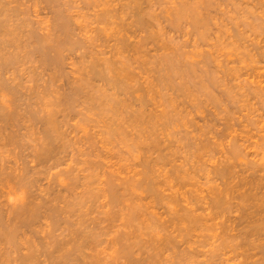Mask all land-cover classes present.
Returning <instances> with one entry per match:
<instances>
[{
  "label": "rangeland",
  "instance_id": "obj_1",
  "mask_svg": "<svg viewBox=\"0 0 264 264\" xmlns=\"http://www.w3.org/2000/svg\"><path fill=\"white\" fill-rule=\"evenodd\" d=\"M8 1H10V2H8V6L11 5L12 3H13L12 5H14V6L11 5L12 7L9 6L8 8H9V11L11 10L10 15L14 17L15 22H16V20H19V19H21V20L25 19L26 20L29 17L28 19L30 21L27 20L26 22H28V23L24 22L25 27H24V25H21V23H20L21 21L18 23H20V25L22 27H24L25 32H26L27 28L28 29L34 28V31L36 30L39 36L43 33V35H41V36H43V38L46 37L45 39H47L44 42V44L48 40L49 41L52 40L51 42L46 43L45 45L47 46V44H51L50 46L49 45L48 46L49 47L54 46L55 50L52 49V52L54 50L53 54L56 52L60 53L59 55L62 56V59L60 61L61 64L58 67L56 65L55 66L51 65V68H50V66L44 65V63H42V61L39 60L40 59V53L35 51L34 48L32 49L33 46L31 47V45H30L29 47H27L28 50L24 48L26 51L24 49L21 51V54L23 56L25 54L26 57L22 61L24 63H22V62L19 63V65H20L19 68H17L18 66L16 64L17 69L13 68V69L8 70L5 68V70H7V71H5V70L0 71V80H5L8 82V79H7L8 77H9V80L10 79L12 80L13 77H15V78L17 77V79H14V80H17V81L21 80L22 81V82L21 81L19 82L20 84L21 83L22 84L19 87H17L19 90L16 92L17 96L15 93H13L14 92V91H12L13 89L11 91H9L10 90L9 87H8L9 90H7V87H1L0 86V90H1L0 91V110H2V112H3V113L0 112V117H1L0 118V124L3 125V123H5V122L7 123V124L5 123L7 125V126L4 125L5 127L0 126V128L2 127V129L0 130L2 133L0 132V135L3 134V137H4L5 135H7L5 133H10L12 129H14L13 131H14V133H16V135H17V133L19 135L22 134L20 136V140L18 142H16V143L14 142V143H10V144H8V142H7V143H5L6 145L4 144L6 146L5 148H4V146L2 147V145H1V147L4 149H1V147H0V149L3 150V152H4V153L2 152L3 155H0V167L5 166L4 167L5 169L4 168L3 169L6 170V168H8L7 170L10 172L9 174L7 173V171L4 172V174L1 176L2 181L0 180V193H1L0 194L1 195L0 196V198H1L0 199V207H2V208H0V213L3 214L2 218H4V219H2V220L6 221V216L8 214L11 215L10 213H11L12 209L14 208V206L17 203H19L20 199H22V198L26 199V196H29V194L31 196L34 195L36 197L35 199H33L36 202L38 200L44 201V204L46 203L45 204L46 206L50 202L49 205L53 204V206H54V204H55V206H56L55 209H57V207L60 208V206L62 209L61 208L57 209V211H59V213L57 211H55V213H53V214L59 216L56 219L57 222H56V220H52L48 216L47 213H51V211L48 210V211H46L47 215L44 214L43 216H40V217H37L34 219V224H32V226H30L28 228V229H30V231H28L26 229L27 227L26 228L21 227L20 231H19V236L21 235L26 239L25 240L22 238L23 242L21 240V236L20 237L16 236V237L20 238L19 239L20 241H18L20 243L17 242L18 238H16L15 242L13 239L12 243H11V241L9 243H8V241L5 242L6 244L2 243V246H4L3 248H6L7 252L8 251L9 252L14 251L12 253L10 252L9 254H7V252H6L7 256L9 255L11 257V259L13 257H18L17 255H19V253L22 254V253H26L25 251H31V249L34 248V246L40 247L39 249L41 251L42 250L41 248L43 246L42 244L52 240V236H53V239L54 238L55 239L56 238L62 239L64 237L68 238L73 234V231L77 228L75 231H79L80 229H81V231L87 230L85 232L88 233L89 235L92 234V235H90L91 238L93 237V235L95 237H97V239L95 237H93L94 238V239L92 238L93 240H91V238L89 237L90 238L89 240H91V242L89 241L90 243H88V246H85L83 248V254L85 255V253H87L86 255L89 254L88 256L89 257L91 256L90 259H89V257H87L89 261L85 257L87 262H90L91 259L94 260L96 257L97 258L99 257L101 260H103V258H104L105 262L104 261H102V262L105 264H108V262H109V264H176V263L177 264H185V263L186 264H231V263L235 264V261H237L238 259L235 261H234L235 258H233V260L230 258H229L230 260L224 259L231 254V253H229V255H227L228 250L225 251L226 253L224 252L225 254L219 253L218 254L219 257L218 256L213 257V256L209 255V254H212V252H211L212 248H214L216 243H218L217 241H219L217 236H214L217 233V231L220 230L219 228L218 229L216 228L215 230L213 228H211L212 230L211 229H208V230L205 229L204 230L203 228L200 229V227H198L199 229L198 228H196L195 230L193 229L192 232H190L191 231L190 230L188 232V233H190V235L189 234L186 235V233H184V226L188 222L187 219L189 218L188 217L189 216V210L195 209L193 211L194 212L193 214H197V213L200 214V212H202V211H203L202 213H204V212H207L206 210L209 211V208H207L204 211L203 205L206 206L209 204L208 202L210 201L209 199L211 197H208V196L212 195L210 192V189L212 187H216L220 181V179L217 177V175H213V174H215L216 171L212 170V169H215L214 166H216L220 161H223L224 155H226L225 154L226 151L228 152V150H230L229 148H231V145H232V144L230 145L231 135H233L234 133H235L234 134L235 136L239 135L236 138L237 139L236 142L242 146L241 147L239 145V147H240L239 150L241 151V153L238 150L239 153L236 154L237 157H236V155L234 156V160H235V158H238V156H239L238 160L237 159L235 160L237 162L236 163L237 165L235 166L236 167L235 170L239 168L240 164L242 165L240 167H243L244 162L245 163L248 162L250 158L254 159L257 157V156H254V155H256V153H255V151L253 153V149L251 148L252 144L251 145L249 144L250 141L246 140V142H245L244 140H241V138L239 139V137H241L240 136L241 133L240 134H238V133L242 132L241 130L252 131L253 128L251 127L252 129H250V120H249L250 117H251V120H252V117L253 118L255 117L254 120H256V118H257L258 119L257 121H262V119H264V99H262V98H264V88H262V89L258 88V90H257V88H255L256 85H259V84H261V86L264 85V64H262V63H264V60L261 61V59H260L259 61H256V59L258 60V55H257L258 52L256 50L264 51V20L261 19L262 16H264V3H262V2H264V0H259V1L258 0H211V1L210 0H192L193 5H192L191 0H184L185 2L182 0V3H181V0H139L140 4H138V6H139L142 14L144 13L146 16V17L144 16V19L146 18V20H144V21H146V23H144L145 24L144 26H143V24H139V23L135 22L136 21L135 19L138 18L136 16H138V13H139V12L137 13V11H135V10H139V9L138 8L135 9L136 7L132 8L129 5H127L128 2L130 3V0H119L120 2L118 0H109L110 2L109 1L107 2L106 0H105L106 2L103 0H97V1L91 0V1H95V2H91L90 0H88V1L87 0H73V1L72 0H66V1L55 0V1H57L58 4H56V2L54 3L53 0H51V1H53V3H51L50 1H47L48 4L45 2V0H41V1H39V0H36V1L35 0H31V1L30 0H13V2H11L12 0H8ZM32 1H33V3H31ZM178 1H180V2H178ZM257 1L259 4L257 3ZM15 2H16V4H14ZM25 2H26V7H25ZM34 2H36V4ZM64 2H66V3H64ZM103 2L106 3V5H108L110 7V8L107 7V9H115V10H113V12H110L112 10H108L109 12H107L106 8H105V10H104L105 12L103 15L104 17L102 16V18H99L103 14L101 12V11H103V8H104ZM107 3H109V4H107ZM121 3L124 5L122 6ZM185 3H187V4L189 3L188 5L186 4V6H187L186 12L184 11V14H182L183 16L182 15L176 16L177 15V13H176L177 8L179 6H181V4H183L185 6ZM194 3L196 4L195 5L196 8L194 6ZM21 4H22V7H21ZM66 4H67V6H65ZM198 4H199V6H198ZM16 5H17V7H16ZM115 5L118 6L117 7L118 9L112 8V6L114 7ZM174 5H176V6H174ZM18 6L20 9L18 8ZM44 6H46V7H44ZM191 6H194V8L196 10V12L194 10L195 15H198V20H200L201 22L198 20L196 22L195 20L192 19V17L193 18H196V17L193 16L194 12L193 13L191 12L190 8H193ZM15 7H16V11L14 9ZM71 7H73V8L71 9ZM77 7H79L80 9L79 8L77 9ZM123 7H124V9H123ZM22 8H23V12L21 11ZM65 8L66 9L69 8V11H67V12H73V13H69L72 17V19H70V28H71L70 34L68 32L65 35V36L69 37V39H67L65 41L71 42V40H72V43H71L72 45L69 44V42H67L66 45L64 44L65 42H62V45L65 46L63 48L61 43L58 44L56 41V39L58 40V42H59V39H61V41H62L64 38H62V36H63L62 31H60V30L57 31L58 29L55 26L56 25L55 13L59 10L60 11L64 10ZM119 8H120V12L118 13ZM198 8H199V10H198ZM13 9H14V11H13ZM53 9L54 10L56 9V10L54 11ZM38 10H39V12H38ZM174 10H175L176 14L174 13ZM114 11H116L117 14L114 13ZM21 12L22 13L26 12L27 14L26 13L22 14ZM34 12H36V13H34ZM86 12H87V14H86ZM121 12H123V13H121ZM39 13H40V15H38ZM46 13H47V15H45ZM109 13H110V15H109ZM133 13H134V15H133ZM187 13H188V15H187ZM13 14H15V16ZM97 14H99V15L101 14V15L99 16ZM111 14H112V16H111ZM154 14L156 15V17L154 16ZM199 14L201 16H199ZM184 15H186V16H184ZM44 16L47 17V18L45 17L47 20L45 18H43ZM97 16H98V18H97ZM134 16H135V18H132ZM202 16H203V18H202ZM13 17H12V19H13ZM21 17H23V18H21ZM32 17H33V19H32ZM93 17L94 18L96 17L97 19L96 18L94 19ZM49 18H52V19H49ZM78 18H79V20H78ZM43 19L46 21H43ZM90 19H92V20H90ZM191 19L193 20V22H191L192 21ZM71 20H72V22H71ZM73 20H75V22ZM251 21H252V23H251ZM260 21H262V22H260ZM54 22H55V24H54ZM85 22H87V23H85ZM198 22L202 23L201 27L198 26ZM22 23H23V21H22ZM44 23H45V25H43ZM200 23H199V25H200ZM253 23H254V25H253ZM35 24H37V25H35ZM41 24H42V27H41ZM53 24H54L55 28H54ZM148 24H149V26H148ZM249 25H250V27H249ZM36 26H38V27L36 28ZM79 26H81V27H79ZM101 26L103 28H101ZM59 32H61L62 34H60ZM56 33H58V34L56 35ZM91 33H93V34H91ZM50 34L53 37H51ZM150 34H152V35L150 36ZM59 35H61V36H59ZM69 35H71V37ZM94 35L97 36V39H96V36H94ZM99 35H100V37H99ZM58 36H59V39H58ZM65 36H63V37H65ZM92 36H94L93 37L94 39L92 38ZM22 38H23V36L21 37V39ZM91 39H93V40H91ZM104 40H105V42H104ZM128 40H129V42H128ZM140 42H142L144 44L146 43V44L145 45L143 44V47L142 48L140 47L141 49H138V50L136 49V51H137L136 52L135 48L140 45ZM253 42H255V43L257 42V44L254 45ZM103 43H105V44H103ZM53 44H56V45H53ZM100 45H101V47H100ZM135 45H137V46H135ZM56 46H58V48ZM121 46H124V47H121ZM171 46H173L172 48H174V49H172ZM60 48H61V50H60ZM114 48H115V50H114ZM175 49H177V50H175ZM245 49H246V51H245ZM124 50H126V51H124ZM178 50H180V51H178ZM140 53L142 54L143 57L141 56ZM33 54H34V56H33ZM100 54H101V56H100ZM104 54H107L108 56L104 55ZM210 54H211V56H210ZM241 54H243V55H241ZM38 55H39V57H37ZM165 55H168V56L170 55V56L168 57ZM174 55H175V57H174ZM98 56H99V59H97ZM122 56L125 58L122 59L121 58ZM163 56L166 57L165 59L172 58L174 60L173 63H174L175 67L173 66V64L170 63V61H167L168 59L166 60L167 63L164 62L165 59H163L164 58ZM106 57H110V58H106ZM127 57L129 58L131 63L129 62V60H128L129 63L127 62V59H128ZM147 57L149 60L147 59ZM181 58H183V59H181ZM201 58H202V60L200 61ZM203 58H204L205 62H204ZM254 58H255V60H254ZM117 59L118 60L121 59V60L117 61ZM132 59H134V60H132ZM89 60L94 61L93 64H94L95 69L94 68L91 69V67H93V66H91L92 63ZM142 61H143V63H142ZM86 62H89L88 63L89 65ZM95 62H97V63H95ZM108 62H110V64ZM202 62H204V63H202ZM209 62H211V63H209ZM98 64L101 66L99 67ZM108 64H109V66H108ZM112 64L115 66H113ZM122 64H124L125 66L123 65L124 66L123 67ZM29 65H31V67ZM146 65H147V67H146ZM180 65H181V67H180ZM184 65H187V66H184ZM205 65H207V66L209 65V67H207ZM111 66H113V67L109 68ZM171 66H172V69L170 70L169 68H171ZM62 67H63V69H60ZM141 67H143V68H141ZM201 67H203V68H201ZM234 67H236V68L234 69ZM247 67H249V68H247ZM213 68H215V69H213ZM14 69H16V70L19 69V70L17 72ZM32 69H33V71H32ZM53 69H54V71L57 70L58 72L57 71L54 72ZM115 69H117V70L119 69V70L116 71ZM159 69H160V71H158ZM207 69H208V71H207ZM229 69H231V70H229ZM255 69L257 72L255 71ZM39 70H41V71H39ZM95 70H96V75H95ZM127 70H129V73L131 75L128 74ZM144 70H146V71H144ZM184 70H187V72ZM133 71L135 74L133 73ZM198 71H200L201 73ZM98 72H99V74H98ZM103 72H104V74H103ZM126 72L128 74V75H126V77H129L127 79L125 77ZM152 72H154V73H152ZM209 72H211V73L209 74ZM215 72H217V73H215ZM249 72H251V73H249ZM91 73H92V75H91ZM158 73H160L161 75ZM164 73H166V74H164ZM179 73H180V75H179ZM188 73H189V75H188ZM10 74L12 75V77ZM14 74L16 76H14ZM102 74L105 76V78H104V76H102ZM109 74L112 76H110ZM121 74H123V75H121ZM170 74L171 75L173 74V76L171 77ZM182 74H184L185 77ZM21 75H22V77H21ZM50 75H55V79L57 77L56 80L54 79V82H57L59 85H57V83L53 82L52 87H51V84H52L51 83L50 87H47V89H44L43 87H45V85L47 86V81L49 82V79L52 78V77H50ZM57 75H60V76H57ZM100 75L102 78L100 77ZM162 75H166V77L165 76L163 77ZM70 76L72 79H70ZM93 76H94V78H93ZM137 76H138V78H137ZM221 76H223V77H221ZM64 77H66V78H64ZM131 77H133V79H131ZM192 77H194V78H192ZM36 78H38V79H36ZM116 78L118 81L116 80ZM135 78H137V80ZM221 78H222V80H221ZM22 79H24L25 81L23 82ZM77 79L81 83V85L78 84ZM108 79L109 80L111 79V80L109 81ZM123 79L125 82L127 81L126 83L128 85H130V87H132L131 89H133V90H130L129 88L125 87L127 84L124 83ZM178 79H180V80H178ZM183 79H185V80H183ZM66 80H70V81H66ZM103 80H104V82H103ZM153 80H154V82H153ZM172 80L175 82L177 81V82L175 83ZM251 80H255L257 82L253 81L254 84H252L250 82ZM129 81L132 83H130ZM167 81H169V82H167ZM187 81H189V83ZM192 81H193V83H192ZM194 81H196V83ZM115 82H117V83H115ZM122 82L124 83L125 86L122 84ZM203 82L206 84H204ZM72 83H74L75 85L76 84L79 85V88L77 87V89H78L77 91L73 90L72 87L74 84H72ZM163 83H167V84L170 83V84L167 85V84H163ZM184 83H186V84H184ZM55 84H56V86H55ZM121 84H122V86H121ZM150 84L152 85L151 87H150ZM156 84H157V86H156ZM176 84H178V85H176ZM195 84H196V86H195ZM208 84H209V86H208ZM117 85H120L121 87L117 86ZM140 85L142 86V88ZM188 85H189V87H188ZM220 85H222V86H220ZM241 85H242L243 90L241 87H239ZM23 86H24V88H23ZM135 86H139V87L136 88ZM67 87H70V89H68ZM133 87L135 88V91H134ZM175 87H176V89H174ZM197 87H198V89H197ZM248 87H250V88L248 89ZM53 88H55V89H53ZM61 88L62 89L64 88L65 90L64 89L62 90ZM87 88L90 90H87ZM208 88H209V90H207ZM217 88L220 90H218ZM221 88H223L225 91ZM98 89L100 91L102 90L101 95L96 94L97 99H96V97L94 99H92V97H90L91 93L95 94L94 92H96ZM146 89H147V91H146ZM160 89H161V91H159ZM182 89L184 90L183 92H185L187 94L183 93ZM202 89L205 90V92L202 91ZM252 89H253V91H250ZM254 89H256L259 92H257ZM37 90H41V91L43 90V94L41 91H37ZM84 90H85V92H84ZM143 90H144V93H143ZM151 90H152V92H151ZM179 90H180V92H179ZM228 90H230V91H228ZM22 91H24V92L22 93ZM36 91H37V93H35ZM66 91H67V93H66ZM69 91H70V94H69ZM78 91H80V92H78ZM197 91H198V93H197ZM210 91H212V92H210ZM244 91H245V93H242ZM20 92L23 95L22 94L20 95ZM38 92H40V93H38ZM77 92L80 94V96H78L79 94ZM199 92H201V94ZM73 93H74V96H76L75 98L74 97L71 98ZM163 93H164V95H163ZM24 94H26V95H24ZM41 94L43 95V97H42L43 102L45 100H47V101L49 100L48 104L50 103L51 106L55 108V110H56L55 115L57 116V118H56V116H55V118L58 119V121H59L58 122L59 127L58 126L57 127L59 128V130L61 132V134L59 133L60 136H62V137H60V136H58L59 134L55 133V135H57L59 139H57V137L55 138V136H54L53 139H55V140H52V141L55 142L58 140V142H57L58 144L54 143L55 144L54 146H56V144H57L58 148L53 147V149L55 148V152L53 150L52 153H54V154L51 156L48 155L49 158L46 156L47 154L45 155V157L43 156L44 154L41 155L42 157L40 156L41 158L39 157L38 159H40L42 161L38 160L37 158H33L34 157L33 153L31 155L30 152L34 151L33 150V149H35L34 147L37 148L39 146V145H37L38 144L37 142L40 141V139L41 140L44 139L43 138V132L41 133V129H40L43 126L41 127L40 122L39 123L35 122V124H33V123L32 124L36 125V126L32 127V130H30L31 129L30 127L33 125H30L31 123H29L30 126H28V124H26L28 122L26 120L29 117V116L27 117V113L29 112V108H32L35 110L38 109L39 111H42L40 109V107L42 109H46L47 102L46 103L44 102L45 103L44 104L41 101L42 100ZM58 94L61 95V97ZM144 94L149 100L144 96ZM167 94H168V97H166ZM19 95L22 97H20ZM44 95H45V97H44ZM234 95H235V97H233ZM247 95H248V97H247ZM23 96H25V97H23ZM55 96H56V99H55ZM98 96H99V98H98ZM190 96H191V99H190ZM192 96H193V98H192ZM210 96H212V97L214 96V98H212ZM258 96H259V99H258ZM64 97H66L67 101L65 100ZM67 97H69V98H67ZM181 97H183V98H181ZM232 97H233V99H232ZM145 98H146V100H145ZM150 98L151 99L153 98V99L151 100ZM167 98H169V99H167ZM205 98L208 100V102ZM57 99H58V105L56 106V104H57L56 100ZM73 99H74V101H73ZM116 100H118V101H116ZM123 100H124V102H123ZM140 100L142 102H140ZM159 100H161V101H159ZM19 101H21V102H19ZM53 101L56 103L54 106H53V104H54ZM148 101H150V102H148ZM154 101H156V102H154ZM17 102H19V103H17ZM23 102L25 103V105ZM103 102H104V104H103ZM119 102H122V105ZM159 102H161V103H159ZM211 102H213V103H211ZM110 103L112 104V106H110ZM167 103H169V104H167ZM218 103L220 105H218ZM19 105L21 106L22 109L20 108ZM164 105H166V106H164ZM193 105H195V106H193ZM48 106L50 107V105H48ZM175 106L177 109L174 108ZM34 107H36V108H34ZM118 107H120V108H118ZM17 108H19V109H17ZM106 108H107V110H106ZM169 108H171L170 111L168 110ZM108 109H109V111H108ZM160 109L162 110V112ZM16 110H19V111H16ZM25 110L28 112H26ZM113 110H115V111L113 112ZM139 110H142L141 112H143L142 113L143 116L140 115V117L137 116V118L135 117V119H134L133 118L134 117L133 115H135L134 112L137 111L136 112V114H137L140 112ZM228 110H230V111H228ZM12 111H14V112L16 111L18 113H20V111H21L22 114L25 113L26 115L23 114V116H22V114L20 113L18 116L17 115H16V117L14 116L15 119L19 118L20 115L24 118L20 117L19 121H18V119L17 120L14 119L15 121H18V122L17 123L14 122L13 126H10L12 124H10L8 126V122H7L8 120H6V119H8L7 114L9 116H11ZM104 111H106L107 113ZM200 111H202V112H200ZM157 112H158V114H157ZM164 112H166V115H164L165 114ZM198 112H199V114H198ZM4 113H6L7 118L5 117V115H2ZM62 113H63V115H62ZM159 113H162V114H159ZM177 113H179V114H177ZM200 113H201V115H200ZM184 114H185V116H184ZM228 114H229V116H228ZM231 114H232V116H231ZM1 115L5 118V120H1V119H4V118H2ZM158 115H160V116H158ZM163 115L167 116L169 119L164 117ZM131 116L133 119L131 118ZM157 116H158V118H157ZM205 116L206 117L208 116V117L206 118ZM130 119H132L133 121ZM158 119H160V120L158 121ZM135 120H137V121H135ZM142 120H144V123ZM247 120L249 121V123L247 122ZM124 121H125V123H124ZM147 121H148V123H147ZM29 122H32L30 120V118H29ZM141 122H142V124H141ZM23 123H25V124L23 125ZM223 123H226V124L223 125ZM15 124H19L18 125L19 127L17 126V128H16ZM59 124H61V127ZM245 124L249 125V127L246 126ZM63 125H65V126H63ZM26 126H28V128ZM147 126H151L152 128L151 127L148 128ZM134 127H135V129H134ZM6 128H9V129H6ZM33 128H35V130L37 129L38 131L40 130L38 133H40L41 135H39V134L35 135L33 133L34 135L32 134V136H31V133L29 132L30 134H28V136H26V135L24 136V134H26L28 131H33L34 130ZM117 128L119 129L120 132L118 131ZM242 128H244V129H242ZM247 128H249V130ZM62 129H63V131H61ZM64 129H66L67 131ZM150 129L152 130V132L150 131ZM5 130H7V131H5ZM25 130L26 131L28 130V131L26 132ZM37 130H36V133H37ZM136 130H138V133ZM204 130H206V131H204ZM23 131H24V134L22 133ZM228 131H230L229 134L227 133ZM253 132H254V129H253ZM65 133L68 135H66ZM120 135H122V136L120 137ZM134 135H136V136H134ZM22 136H24V137H22ZM138 136H140V137H138ZM122 137H123V139H122ZM37 138H39V139H37ZM67 138H69V139H67ZM144 138L147 142L144 140ZM218 138H220V139H218ZM1 139H2V136L0 137V142L4 143V140H1ZM131 139H133V140H131ZM136 139H137V141H136ZM156 139H157V141H156ZM180 139H181V141H180ZM138 141H140V143H138ZM149 141H150V143H149ZM5 142H6V140H5ZM39 143H42V141H40ZM147 143H148V145H147ZM199 143H202V144L207 143L208 146L206 149L208 152L206 151V149H203V148L200 149L201 152L199 149H195L194 147L198 146ZM195 144H197V145H195ZM14 145H16L18 147L14 146ZM22 148H23V150H22ZM60 148H61V150H60ZM17 149L19 151H17ZM56 149H59V151ZM190 150L193 152H191ZM7 151H9V153ZM19 153H21V154L19 155ZM26 155H27V157H26ZM220 155H223V156H220ZM14 156H16V157H14ZM43 157H44V159H42ZM46 157H47V159H46ZM13 158H14V162L12 161ZM33 159L38 160V162L34 161ZM16 160H17V164H16ZM161 160H162V162H160ZM185 160H187V161H185ZM180 162H182L184 164H182ZM36 163L38 164V166ZM147 163L151 164V166H150L151 168L146 167ZM26 164H28V166L30 164V166L28 168H26L27 167ZM55 164H57V165H55ZM10 165H11V167H9ZM39 165H40V167H39ZM47 165H49L50 167ZM51 165H53V166H51ZM180 166L183 168H181ZM24 167L26 170L28 169L27 172L24 170ZM177 167H180V169ZM185 167L188 169H186ZM139 168H140V170H139ZM13 169H14V171H13ZM137 169H138V171H137ZM175 169L176 170L182 169L181 173L182 172L183 173L181 174L182 175L181 177L180 176L177 177V175L175 174V172H176ZM23 170L25 171V173ZM35 170L38 172H36ZM147 170H149V171H147ZM213 171H214V173H213ZM32 172H34V173H32ZM144 172H145V174H144ZM153 172H154V174H152ZM173 173L175 174V176ZM22 174H24L26 180L28 177H30L33 174L32 177H30L31 178L30 182L34 181L33 182L34 184L27 183V181H26L27 184L23 183V185H22L20 183L22 180L20 182H17L20 180V179L18 180V178L22 177ZM25 174L26 175L28 174V175L26 176ZM10 175H11V177H10ZM20 175H21V177L17 178V176H20ZM130 175H131V177H130ZM144 175L146 177L148 175L147 178L149 180L152 179V180H154V182H156L158 184V188H157L158 190L156 189L157 191L153 192V191H150L149 189H147V186L145 185L146 183L144 181L146 178L143 179V182L139 181V179L141 180L142 177H145ZM185 175H187V176L183 177ZM14 176H15V179H13ZM37 176H38V178H37ZM128 177H129V179L130 178L131 179L129 180ZM206 177H207V179H206ZM8 178H9V181L13 183V184L9 183V184H11V186L9 185L10 187L7 186L8 185V182H7ZM32 178H33V180H32ZM212 179L214 182H212ZM14 180H16V181L14 182ZM119 182H121V184ZM171 182H172V184H171ZM208 182H210V183H208ZM204 183H206V185ZM124 184L127 186H125ZM196 184L197 185L199 184V185L197 186ZM28 186H29V188H28ZM124 186H125V188H123ZM161 187H162V189H160ZM204 187H205V189H204ZM29 190H31V192ZM35 190H38V191H35ZM114 190L116 193L114 192ZM192 192H193V194H192ZM40 193H41V195H40ZM52 193H53V195H52ZM113 193H115L116 195H113ZM162 193H164V194H162ZM201 193H203V195ZM57 194H58V197H56ZM154 195H155V198H154ZM192 195L193 196L196 195V197L195 196L193 197ZM206 195H207V197H206ZM50 197H51V200L49 199ZM23 200H21V201H23ZM46 200H49V201H46ZM154 200H156V201L154 202ZM203 200L206 203H204ZM77 201L79 204L77 203ZM200 202L201 203L203 202V203L200 204ZM140 204H141V206H140ZM201 205L203 208L201 207ZM53 206L51 205V207H53ZM69 207H71V208L69 209ZM189 207H191V209ZM7 208H8V212H7ZM135 209L137 210L136 213H135ZM9 210H11V211L9 212ZM69 210H70V213H69ZM185 210H186V212H185ZM60 211H61V213H60ZM134 214H136V215L134 216ZM173 217H174V219H173ZM184 218H185V220H184ZM78 219H79V221H78ZM220 219H221V217L220 218L217 217V219L215 218L216 221H218ZM35 220H36V222H35ZM69 220H70V222H67ZM4 221H2V222H4ZM53 221H55V222H53ZM184 223H185V225H184ZM67 224H69V225H67ZM75 224H77V225H75ZM40 225H42V226H40ZM69 226H71V227H69ZM82 226H83V229L80 228ZM179 226H180V228H179ZM67 227H69V228H67ZM85 227H86V229H85ZM178 229H180V230H178ZM181 229L183 230L182 232H181ZM23 230H27V232L25 233ZM88 230H89V232H88ZM21 231L23 232V234L25 233L26 235H22V233L20 234ZM48 231H49V234H47ZM52 231H54V234L52 233ZM70 231H72V232H70ZM90 232H93L96 235L93 233H90ZM170 232H171V234H170ZM51 234H53V235H51ZM27 237H29V239ZM30 239H31V242H28ZM170 240H171V242H170ZM26 241L30 244L31 243L34 244V246H32V248L30 247L31 249H29V250L28 249L26 250V248L29 247V246L26 247V245H27ZM93 241H95V242L93 243ZM158 242H159V244H158ZM0 244H1V242H0ZM36 244H38V245H36ZM91 244H92V246H91ZM89 246H91V247H89ZM18 247L20 249L19 251L17 249ZM38 247L35 250H37ZM21 248H23L25 250L23 251V249H21ZM193 248H194V250H193ZM15 249H17V250L15 251ZM180 249H182V250H180ZM91 250H93V251H91ZM0 252H2V251H0ZM38 252H39V250L36 251V253H38ZM220 252H222V250ZM182 253L183 254L185 253V254L182 256ZM35 255H37V254H35ZM41 255L42 254H38L37 257L35 256L36 260H35V262H32V263H36V264L38 262L40 264L46 263L45 261L43 262V259H41V258H44ZM9 256L7 257L8 260H9ZM40 256H41V258L39 259L38 257H40ZM92 256H94V257H92ZM2 258H3V256H2ZM4 259H5V257H4ZM11 259L9 261L7 260L9 264H10ZM13 261H15V260L13 259ZM13 261L11 262V264L15 263ZM17 261L19 262L18 259L16 260V263H17ZM30 263L28 262V264H30ZM22 264H25V263L23 262ZM26 264H27V262H26Z\"/></svg>",
  "mask_w": 264,
  "mask_h": 264
},
{
  "label": "bare ground",
  "instance_id": "obj_2",
  "mask_svg": "<svg viewBox=\"0 0 264 264\" xmlns=\"http://www.w3.org/2000/svg\"><path fill=\"white\" fill-rule=\"evenodd\" d=\"M31 1V0H30ZM36 1V0H35ZM39 1H41V0H39ZM47 1H50L51 3H53V1H54V3L56 2V4H58L57 3V1H55V0H53V1H51V0H45V2L47 3ZM61 1V0H60ZM64 1H66V0H64ZM73 1V0H72ZM88 1V0H87ZM91 1V0H90ZM97 1V0H96ZM103 1H105V0H103ZM107 2L109 1V0H106ZM105 1V2H106ZM119 1V0H118ZM184 1V0H183ZM211 1V0H210ZM209 1V2H210ZM259 1V0H258ZM258 1H257V3H258ZM8 2H10V1H8V0H0V71L2 70H5V68L6 69H13V68H16V64H17V68H19V63L20 62H22L23 60H24V58L26 57L25 56V54H24V56L21 54V51L25 48V49H27V47H29L30 45H31V47H32V49L34 48L35 49V51H37L38 53H40V61H42V63H44V65H47V66H50V68H51V65H53V66H59L61 63H60V61H61V59H62V56H60L59 54L60 53H58V52H56V53H54L53 54V52H54V46H51V47H49L51 44H47V46L45 45L46 43H49V42H51L52 40H48L45 44H44V42L47 40V39H45L46 37H44L43 38V36H41V35H43V33L39 36L38 35V33H37V31L35 30L34 31V28L32 29H28L27 28V30H26V32H25V29H24V27H25V25H24V22L25 23H28V22H26L27 20H29L28 18L24 21L23 19L21 20V19H19V20H16V22H15V19H14V17L13 16H11L10 14H11V10L9 11V6H11V5H9L8 6ZM11 2H13V0L11 1ZM43 2V1H42ZM41 2V3H42ZM49 2V3H50ZM59 2V1H58ZM91 2H95V1H91ZM110 2V1H109ZM117 2V1H116ZM120 2V1H119ZM138 2V3H137ZM178 2H180V1H178ZM185 2V1H184ZM191 2H192V0H191ZM196 2V1H195ZM199 2V1H198ZM208 2V3H209ZM22 3V2H21ZM31 3H33V1L31 2ZM35 4H36V2H34ZM64 3H66V2H64ZM127 3V2H126ZM131 3V4H130ZM130 3L128 2V4L127 5H129L130 7H132V8H135V9H139V10H135V11H137V13H138V16H136V17H138L137 19H135L136 21V23H139V24H143V26L145 25L144 23H146V21H144V20H146V18L144 19V16H145V14L143 13L142 14V12H141V10H140V8H139V6H138V4H140L139 3V0L137 1V0H130ZM181 3H182V0H181ZM201 3V2H200ZM205 3V2H204ZM262 3H264V2H262ZM10 4V3H9ZM14 4H16V2L14 3ZM43 4V3H42ZM48 4V3H47ZM46 4V5H47ZM83 4V3H82ZM86 4V3H85ZM88 4V3H87ZM107 4H109V3H107ZM112 4V3H111ZM114 4V3H113ZM122 4V3H121ZM186 4L187 3H185V6L183 5V4H181V6H177L178 8H177V15L176 16H180V15H182V14H184V11L186 12V10H187V6H186ZM189 4V3H188ZM187 4V5H188ZM210 4V3H209ZM259 4V3H258ZM33 5V4H32ZM64 5V4H63ZM79 5V4H78ZM92 5V4H91ZM104 5V6H103ZM103 11H101L103 14L101 15V17H99V18H102V16L104 15V10H105V8H106V11L107 12H109L108 10H112V11H110V12H113V10H115V9H107V7H109L108 5H106V3H104L103 2ZM106 5V6H105ZM124 4H122V6H123ZM144 5V4H143ZM142 5V6H143ZM180 5V4H179ZM192 5H193V2H192ZM196 4L194 3V6H195ZM201 5V4H200ZM12 6H14V5H12ZM11 6V7H12ZM38 6V5H37ZM65 6H67V4L65 5ZM85 6V5H84ZM89 6V5H88ZM116 6V5H115ZM113 7L112 6V8H117L118 6H116V7ZM174 6H176V5H174ZM173 6V7H174ZM194 6H191V7H193V8H190L191 9V12L193 13L194 12V10H195V8H196V6H195V8H194ZM198 6H199V4H198ZM16 7H17V5H16ZM16 7L14 8L15 9V11H16ZM21 7H22V4H21ZM25 7H26V2H25ZM29 7V6H28ZM34 7V6H33ZM32 7V8H33ZM43 7V6H42ZM44 7H46V6H44ZM49 7V6H48ZM54 7V6H53ZM56 7V6H55ZM60 7V6H59ZM100 7V8H101ZM121 7V6H120ZM129 7V8H130ZM18 8H19V6H18ZM73 7H71V9H72ZM79 7H77V9H78ZM110 8V7H109ZM14 9H13V11H14ZM20 9V8H19ZM29 9V8H28ZM58 9V8H57ZM70 9V10H71ZM80 9V8H79ZM118 9V8H117ZM123 9H124V7H123ZM122 9V10H123ZM150 9V8H149ZM174 9V8H173ZM26 10V9H25ZM36 10V9H35ZM40 10V9H39ZM39 10H38V12H39ZM44 10V9H43ZM54 10V9H53ZM56 10V9H55ZM54 10V11H55ZM75 10V9H74ZM148 10V9H147ZM152 10V9H151ZM150 10V11H151ZM198 10H199V8H198ZM22 12H23V8H22V10H21ZM41 11V10H40ZM67 11H69V8H65L64 10H59V11H57L56 13H55V17H56V28L58 29L57 31H62V33L61 32H59L60 34H62L63 36H65L66 35V33H68L69 32V34H70V19H72V17H71V15L69 14V13H73V12H67ZM72 11V10H71ZM81 11V10H80ZM96 11V10H95ZM100 11V10H99ZM125 11V10H124ZM133 11V10H132ZM21 12V13H22ZM44 12V11H43ZM76 12V11H75ZM85 12V11H84ZM106 12V13H107ZM120 12V8H119V10H118V13ZM131 12V11H130ZM134 12V11H133ZM188 12V11H187ZM190 12V11H189ZM195 12H196V10H195ZM195 12L193 13V16L194 17H196V18H193L192 17V19L193 20H195L196 22H197V20H198V15H195ZM198 12V11H197ZM17 13V12H16ZM24 13H26V12H24ZM24 13H22V14H24ZM30 13V12H29ZM28 13V14H29ZM34 13H36V12H34ZM53 13V12H52ZM80 13V12H79ZM78 13V14H79ZM105 13V14H106ZM114 13H116V11H114ZM121 13H123V12H121ZM174 13H175V10H174ZM175 13V14H176ZM27 14V13H26ZM86 14H87V12H86ZM95 14V13H94ZM113 14V13H112ZM112 14H111V16H112ZM117 14V13H116ZM14 16H15V14H13ZM38 15H40V13L38 14ZM45 15H47V13L45 14ZM97 15H99V14H97ZM99 15V16H100ZM107 15V14H106ZM109 15H110V13H109ZM124 15V14H123ZM127 15V14H126ZM130 15V14H129ZM133 15H134V13H133ZM132 15V16H133ZM187 15H188V13H187ZM19 16V15H18ZM32 16V15H31ZM37 16V15H36ZM35 16V17H36ZM74 16V15H73ZM79 16V15H78ZM83 16V15H82ZM85 16V15H84ZM88 16V15H87ZM95 16V15H94ZM154 16L156 17V15L154 14ZM174 16V15H173ZM183 16V15H182ZM184 16H186V15H184ZM199 16H201L200 14H199ZM205 16V15H204ZM259 16V15H258ZM12 17H13V19H12ZM40 17V16H39ZM46 16H44L43 18H45ZM71 17V18H70ZM104 17V16H103ZM146 17V16H145ZM189 17V16H188ZM260 17V16H259ZM21 18H23V17H21ZM25 18V17H24ZM47 18V17H46ZM45 18V19H46ZM77 18V17H76ZM94 18V17H93ZM96 18V17H95ZM94 18V19H95ZM97 18H98V16H97ZM96 18V19H97ZM106 18V17H105ZM132 18H135V16L134 17H132ZM131 18V19H132ZM179 18V17H178ZM202 18H203V16H202ZM257 18V17H256ZM261 18V17H260ZM18 19V18H17ZM32 19H33V17H32ZM49 19H52V18H49ZM191 19V20H192ZM207 19V18H206ZM209 19V18H208ZM254 19V18H253ZM262 20H264V16H262V18H261ZM47 20V19H46ZM46 20H44L43 19V21H46ZM78 20H79V18H78ZM81 20V19H80ZM90 20H92V19H90ZM178 20V19H177ZM193 20L191 21V22H193ZM202 20V19H201ZM21 21V22H20ZM22 21H23V23H22ZM30 21V20H29ZM35 21V20H34ZM42 21V20H41ZM74 22H75V20H73ZM94 21V20H93ZM98 21V20H97ZM198 21H200V20H198ZM18 22H20L21 23V25H24V27H22L21 25H20V23H18ZM40 22V21H39ZM71 22H72V20H71ZM77 22V21H76ZM95 22V21H94ZM133 22V21H132ZM201 22V21H200ZM200 22H198V26H200L201 27V25H202V23H200ZM207 22V21H206ZM254 22V21H253ZM257 22V21H256ZM260 22H262V21H260ZM31 23V22H30ZM36 23V22H35ZM38 23V22H37ZM43 23V22H42ZM47 23V22H46ZM81 23V22H80ZM79 23V24H80ZM83 23V22H82ZM85 23H87V22H85ZM91 23V22H90ZM149 23V22H148ZM199 23H200V25H199ZM204 23V22H203ZM251 23H252V21H251ZM49 24V23H48ZM54 24H55V22H54ZM54 24H53V26H54ZM76 24V23H75ZM78 24V25H79ZM98 24V23H97ZM176 24V23H175ZM250 24V23H249ZM32 25V24H31ZM35 25H37V24H35ZM43 25H45V23L43 24ZM50 25V24H49ZM77 25V26H78ZM81 25V24H80ZM177 25V24H176ZM197 25V24H196ZM204 25V24H203ZM253 25H254V23H253ZM55 26H54V28H55ZM127 26V25H126ZM137 26V25H136ZM147 26V25H146ZM148 26H149V24H148ZM206 26V25H205ZM248 26V25H247ZM256 26V25H255ZM27 27V26H26ZM38 26H36V28H37ZM41 27H42V24H41ZM50 27V26H49ZM79 27H81V26H79ZM78 27V28H79ZM97 27V26H96ZM125 27V26H124ZM128 27V26H127ZM132 27V26H131ZM249 27H250V25H249ZM252 27V26H251ZM30 28V27H29ZM44 28V27H43ZM52 28V27H51ZM101 28H103L102 26H101ZM133 28V27H132ZM88 29V28H87ZM86 29V30H87ZM92 29V28H91ZM90 29V30H91ZM142 29V28H141ZM150 29V28H149ZM148 29V30H149ZM258 29V28H257ZM24 30V31H23ZM80 30V29H79ZM96 30V29H95ZM103 30V29H102ZM139 30V29H138ZM153 30V29H152ZM259 30V29H258ZM41 31V30H40ZM56 31V30H55ZM88 31V30H87ZM100 31V30H99ZM142 31V30H141ZM22 32V33H21ZM36 32V33H35ZM42 32V31H41ZM52 32V31H51ZM80 32V31H79ZM89 32V31H88ZM98 32V31H97ZM25 33V34H24ZM49 33V32H48ZM47 33V34H48ZM82 33V32H81ZM84 33V32H83ZM146 33V32H145ZM45 34V33H44ZM58 33H56V35H57ZM89 34V33H88ZM91 34H93V33H91ZM100 34V33H99ZM108 34V33H107ZM130 34V33H129ZM259 34V33H258ZM51 35V34H50ZM152 34H150V36H151ZM239 35V34H238ZM23 36V38L21 39V37ZM46 36V35H45ZM59 36H61V35H59ZM59 36H58V39H59ZM62 36V38H64L62 41H61V39H59V42H58V40L56 39V41H57V43L59 44V43H61V45H62V42H65L64 44L66 45V43L67 42H69V41H65V40H67V39H69V37H67V36H65V37H63ZM70 37H71V35H69ZM73 36V35H72ZM94 36H96V35H94ZM94 36H92V38L94 37ZM107 36V35H106ZM48 37V36H47ZM51 37H53L52 35H51ZM76 37V36H75ZM89 37V36H88ZM99 37H100V35H99ZM98 37V38H99ZM142 37V36H141ZM239 37V36H238ZM50 38V37H49ZM48 38V39H49ZM79 38V37H78ZM102 38V37H101ZM144 38V37H143ZM242 38V37H241ZM94 39V38H93ZM93 39H91V40H93ZM96 39H97V36H96ZM95 39V40H96ZM130 39V38H129ZM74 40V39H73ZM87 40V39H86ZM94 40V41H95ZM254 40V39H253ZM76 41V40H75ZM88 41V40H87ZM144 41V40H143ZM142 41V42H143ZM150 41V40H149ZM85 42V41H84ZM98 42V41H97ZM103 42V41H102ZM104 42H105V40H104ZM128 42H129V40H128ZM139 42V41H138ZM142 42H140V45L139 46H137V45H135V46H137L136 48H135V51H136V49L138 50V49H141L142 47H143V44L144 43H142ZM54 43V42H53ZM56 43V42H55ZM56 43V44H57ZM72 43V40H71V42H69V44H71ZM94 43V42H93ZM92 43V44H93ZM125 43V42H124ZM56 44H53V45H56ZM57 44V45H58ZM103 44H105V43H103ZM102 44V45H103ZM136 44V43H135ZM146 44V43H145ZM144 44V45H145ZM253 44L255 45V44H257V42L255 43V42H253ZM261 44V43H260ZM49 45V46H48ZM72 45V44H71ZM119 45V44H118ZM128 45V44H127ZM148 45V44H147ZM252 45V44H251ZM63 46V45H62ZM89 46V45H88ZM91 46V45H90ZM170 46V45H169ZM245 46V45H244ZM30 47V48H31ZM57 48H58V46H56ZM60 47V46H59ZM65 46H63V48H64ZM99 47V46H98ZM100 47H101V45H100ZM121 47H124V46H121ZM141 47V48H140ZM173 46H171V48H172ZM259 47V46H258ZM95 48V47H94ZM246 48V47H245ZM248 48V47H247ZM257 48V47H256ZM24 49V50H25ZM52 49H54L53 50V52H52ZM97 49V48H96ZM99 49V48H98ZM172 49H174V48H172ZM251 49V48H250ZM28 50V49H27ZM60 50H61V48H60ZM91 50V49H90ZM114 50H115V48H114ZM133 50V49H132ZM175 50H177V49H175ZM255 50V49H254ZM26 51V50H25ZM52 53H51V52ZM124 51H126V50H124ZM148 51V50H147ZM174 51V50H173ZM178 51H180V50H178ZM245 51H246V49H245ZM257 52H258V60L256 59V61H259L260 59H261V61L262 60H264V51H258V50H256ZM28 52V51H27ZM98 52V51H97ZM102 52V51H101ZM120 52V51H119ZM137 52V51H136ZM143 52V51H142ZM149 52V51H148ZM91 53V52H90ZM104 53V52H103ZM115 53V52H114ZM121 53V52H120ZM150 53V52H149ZM244 53V52H243ZM246 53V52H245ZM256 53V52H255ZM35 54V53H34ZM34 54H33V56H34ZM99 54V53H98ZM97 54V55H98ZM141 54V53H140ZM144 54V53H143ZM173 54V53H172ZM207 54V53H206ZM27 55V54H26ZM94 55V54H93ZM104 55H107V54H104ZM146 55V54H145ZM148 55V54H147ZM177 55V54H176ZM179 55V54H178ZM241 55H243V54H241ZM100 56H101V54H100ZM108 56V55H107ZM124 56V55H123ZM121 57L122 59L123 58H125V57ZM126 56V55H125ZM137 56V55H136ZM141 56H142V54H141ZM165 56H168V55H165ZM165 56H163L164 58L163 59H165L166 57ZM170 56V55H169ZM168 56V57H169ZM181 56V55H180ZM210 56H211V54H210ZM214 56V55H213ZM36 57V56H35ZM37 57H39V55L37 56ZM95 57V56H94ZM93 57V58H94ZM143 57V56H142ZM161 57V56H160ZM173 57V56H172ZM174 57H175V55H174ZM179 57V56H178ZM242 57V56H241ZM101 58V57H100ZM106 58H110V57H106ZM128 58V57H127ZM146 58V57H145ZM97 59H99V56H98V58ZM136 59V58H135ZM147 59H148V57H147ZM168 59V60H167ZM167 59H165V61L164 62H166V60L167 61H170V63L171 64H173V66H174V60L172 59V58H167ZM181 59H183V58H181ZM102 60V59H101ZM110 60V59H109ZM108 60V61H109ZM116 60V59H115ZM114 60V61H115ZM121 59H117V61H120ZM125 60V59H124ZM128 60H129V58L127 59V62H128ZM132 60H134V59H132ZM149 60V59H148ZM178 60V59H177ZM202 60V58L200 59V61ZM203 60H204V58H203ZM210 60V59H209ZM238 60V59H237ZM254 60H255V58H254ZM30 61V60H29ZM90 61V60H89ZM126 61V60H125ZM144 61V60H143ZM143 61H142V63H143ZM154 61V60H153ZM253 61V60H252ZM33 62V61H32ZM91 63H92V65L91 66H93V67H91V69L92 68H94L95 69V67H94V61H90ZM126 62V63H127ZM129 62H130V60H129ZM128 62V63H129ZM152 62V61H151ZM159 62V61H158ZM181 62V61H180ZM204 62H205V60H204ZM204 62H202V63H204ZM236 62V61H235ZM22 63H24V62H22ZM26 63V62H25ZM36 63V62H35ZM63 63V62H62ZM87 64L89 63V62H86ZM95 63H97V62H95ZM109 64H110V62H108ZM131 63V62H130ZM167 63V62H166ZM169 63V62H168ZM176 63V62H175ZM209 63H211V62H209ZM259 63V62H258ZM33 64V63H32ZM58 64V65H57ZM72 64V63H71ZM80 64V63H79ZM78 64V65H79ZM107 64V63H106ZM109 64H108V66H109ZM125 64V63H124ZM124 64H122V66L124 65ZM139 64V63H138ZM165 64V63H164ZM170 64V65H171ZM177 64V63H176ZM180 64V63H179ZM183 64V63H182ZM188 64V63H187ZM208 64V63H207ZM256 64V63H255ZM261 64V63H260ZM262 64H264V63H262ZM63 65V64H62ZM61 65V66H62ZM89 65V64H88ZM97 65V64H96ZM99 65V64H98ZM113 65V64H112ZM121 65V64H120ZM119 65V66H120ZM148 65V64H147ZM147 65H146V67H147ZM162 65V64H161ZM169 65V64H168ZM191 65V64H190ZM194 65V64H193ZM197 65V64H196ZM30 67H31V65H29ZM80 66V65H79ZM86 66V65H85ZM101 65H99V67H100ZM113 66H115V65H113ZM113 66H111V67H109V68H112ZM125 66V65H124ZM123 66V67H124ZM127 66V65H126ZM144 66V65H143ZM149 66V65H148ZM166 66V65H165ZM184 66H187V65H184ZM205 66H207V65H205ZM88 67V66H87ZM121 67V66H120ZM136 67V66H135ZM159 67V66H158ZM167 67V66H166ZM175 67V66H174ZM173 67V68H174ZM178 67V66H177ZM180 67H181V65H180ZM189 67V66H188ZM207 67H209V65L207 66ZM16 68V69H17ZM36 68V67H35ZM39 68V67H38ZM42 68V67H41ZM48 68V67H47ZM75 68V67H74ZM86 68V67H85ZM141 68H143V67H141ZM140 68V69H141ZM162 68V67H161ZM160 68V69H161ZM169 68V67H168ZM179 68V67H178ZM177 68V69H178ZM192 68V67H191ZM201 68H203V67H201ZM206 68V67H205ZM236 67H234V69H235ZM247 68H249V67H247ZM256 68V67H255ZM16 69H14L15 71H17L18 72V70H16ZM31 69V68H30ZM44 69V68H43ZM60 69H63V67L62 68H60ZM121 69V68H120ZM126 69V68H125ZM133 69V68H132ZM131 69V70H132ZM135 69V68H134ZM160 69L158 70V71H160ZM170 70L172 69V66H171V68H169ZM213 69H215V68H213ZM259 69V68H258ZM50 70V69H49ZM116 71H118L117 69H115ZM124 70V69H123ZM122 70V71H123ZM175 70V69H174ZM179 70V69H178ZM227 70V69H226ZM229 70H231V69H229ZM5 71H7V70H5ZM11 71V70H10ZM13 71V70H12ZM32 71H33V69H32ZM39 71H41V70H39ZM53 71H54V69H53ZM55 71H57V70H55ZM54 71V72H55ZM61 71V70H60ZM59 71V72H60ZM76 71V70H75ZM83 71V70H82ZM109 71V70H108ZM113 71V70H112ZM121 71V70H120ZM119 71V72H120ZM126 71V70H125ZM128 71V74L129 75H131L130 73H129V70H127ZM144 71H146V70H144ZM167 71V70H166ZM184 71H186L187 72V70H184ZM207 71H208V69H207ZM214 71V70H213ZM253 71V70H252ZM255 71H256V69H255ZM58 72V71H57ZM70 72V71H69ZM94 72V71H93ZM111 72V71H110ZM143 72V71H142ZM162 72V71H161ZM185 72V73H186ZM193 72V71H192ZM198 72H200V71H198ZM204 72V71H203ZM224 72V71H223ZM226 72V71H225ZM245 72V71H244ZM254 72V71H253ZM257 72V71H256ZM12 73V72H11ZM14 73V72H13ZM16 73V72H15ZM39 73V72H38ZM61 73V72H60ZM59 73V74H60ZM80 73V72H79ZM90 73V72H89ZM101 73V72H100ZM115 73V72H114ZM124 73V72H123ZM133 73H134V71H133ZM138 73V72H137ZM152 73H154V72H152ZM172 73V72H171ZM176 73V72H175ZM181 73V72H180ZM180 73H179V75H180ZM183 73V72H182ZM191 73V72H190ZM201 73V72H200ZM199 73V74H200ZM211 72H209V74H210ZM214 73V72H213ZM215 73H217V72H215ZM243 73V72H242ZM249 73H251V72H249ZM4 74V73H3ZM43 74V73H42ZM49 74V73H48ZM56 74V73H55ZM65 74V73H64ZM63 74V75H64ZM94 74V73H93ZM98 74H99V72H98ZM103 74H104V72H103ZM102 74V76H104ZM127 74V72H126V74H125V77H126V75H128ZM135 74V73H134ZM139 74V73H138ZM141 74V73H140ZM158 74H160V73H158ZM164 74H166V73H164ZM192 74V73H191ZM190 74V75H191ZM207 74V73H206ZM205 74V75H206ZM228 74V73H227ZM11 75V74H10ZM91 75H92V73H91ZM95 75H96V70H95ZM107 75V74H106ZM110 75V74H109ZM108 75V76H109ZM121 75H123V74H121ZM137 75V74H136ZM135 75V76H136ZM142 75V74H141ZM157 75V74H156ZM161 75V74H160ZM169 75V74H168ZM182 75H184V74H182ZM188 75H189V73H188ZM204 75V76H205ZM212 75V74H211ZM222 75V74H221ZM252 75V74H251ZM2 76V75H1ZM14 76H16L15 74H14ZM34 76V75H33ZM39 76V75H38ZM43 76V75H42ZM41 76V77H42ZM54 76V77H53ZM57 76H60V75H57ZM65 76V75H64ZM77 76V75H76ZM80 76V75H79ZM98 76V75H97ZM107 76V77H108ZM110 76H112V75H110ZM119 76V75H118ZM133 76V75H132ZM145 76V75H144ZM163 77L165 76L166 77V75H162ZM170 76L172 77L173 76V74L171 75L170 74ZM169 76V77H170ZM177 76V75H176ZM215 76V75H214ZM248 76V75H247ZM3 77V76H2ZM5 77V76H4ZM11 77H12V75H11ZM21 77H22V75H21ZM50 77H52V78H50L49 79V82L47 81V86L45 85V87H43L44 89H47V87H50V84H51V87L53 86V82H54V79H55V75H50ZM81 77V76H80ZM90 77V76H89ZM100 77H101V75H100ZM117 77V76H116ZM152 77V76H151ZM168 77V76H167ZM170 77V78H171ZM184 77H185V75H184ZM202 77V76H201ZM212 77V76H211ZM218 77V76H217ZM221 77H223V76H221ZM259 77V76H258ZM46 78V77H45ZM64 78H66V77H64ZM74 78V77H73ZM82 78V77H81ZM93 78H94V76H93ZM102 78V77H101ZM104 78H105V76H104ZM110 78V77H109ZM127 78H129V77H126V79ZM137 78H138V76H137ZM137 78H135L136 80H137ZM156 78V77H155ZM189 78V77H188ZM192 78H194V77H192ZM209 78V77H208ZM207 78V79H208ZM216 78V77H215ZM8 79V82L7 81H5V80H0L1 82H0V86L1 87H7V90H9V91H11L12 89V91H14L13 93H15L16 94V96H17V91H19L18 90V88L17 87H19L21 84L19 83L20 81H17V80H14V79H17V77L15 78V77H13L12 78V80L10 79L9 80V77L7 78ZM26 79V78H25ZM36 79H38V78H36ZM56 79H57V77H56ZM55 79V80H56ZM59 79V78H58ZM61 79V78H60ZM70 79H72L71 78V76H70ZM115 79V78H114ZM113 79V80H114ZM125 79V78H124ZM124 79H123V81H124ZM131 79H133V77H131ZM147 79V78H146ZM173 79V78H172ZM186 79V78H185ZM185 79H183V80H185ZM196 79V78H195ZM247 79V78H246ZM23 80V82L25 81L24 79H22ZM53 80V81H52ZM82 80V79H81ZM109 80V79H108ZM111 80V79H110ZM109 80V81H110ZM116 80H117V78H116ZM115 80V81H116ZM148 80V79H147ZM150 80V79H149ZM152 80V79H151ZM156 80V79H155ZM163 80V79H162ZM178 80H180V79H178ZM192 80V79H191ZM194 80V79H193ZM209 80V79H208ZM221 80H222V78H221ZM220 80V81H221ZM249 80V79H248ZM28 81V80H27ZM52 81V82H51ZM66 81H70V80H66ZM72 81V80H71ZM77 81H78V79H77ZM90 81V80H89ZM118 81V80H117ZM131 81V80H130ZM129 81V82H130ZM135 81V80H134ZM140 81V80H139ZM158 81V80H157ZM166 81V80H165ZM173 81V80H172ZM205 81V80H204ZM253 81H255V80H251L250 82L252 83V84H254L253 83ZM261 81V80H260ZM22 82V81H21ZM33 82V81H32ZM103 82H104V80H103ZM113 82V81H112ZM127 82V81H126ZM125 81H124V83L125 84H127ZM146 82V81H145ZM148 82V81H147ZM152 82V81H151ZM153 82H154V80H153ZM162 82V81H161ZM167 82H169V81H167ZM173 82H175V81H173ZM177 82V81H176ZM175 82V83H176ZM188 83H189V81H187ZM195 83H196V81H194ZM222 82V81H221ZM248 82V81H247ZM249 82V83H250ZM255 82H257V81H255ZM40 83V82H39ZM38 83V84H39ZM54 83H57V82H54ZM115 83H117V82H115ZM124 83L122 82V84L124 85ZM130 83H132V82H130ZM138 83V82H137ZM142 83V82H141ZM157 83V82H156ZM181 83V82H180ZM192 83H193V81H192ZM199 83V82H198ZM197 83V84H198ZM204 83V82H203ZM223 83V82H222ZM61 84V83H60ZM72 84H74V83H72ZM78 84H80L81 85V83L78 81ZM78 84H74L73 85V90H78L77 89V87L79 88V85ZM122 84H121V86H122ZM140 84V83H139ZM146 84V83H145ZM154 84V83H153ZM158 84V83H157ZM157 84H156V86H157ZM163 84H167V83H163ZM168 84H170V83H168ZM167 84V85H168ZM184 84H186V83H184ZM204 84H206V83H204ZM203 84V85H204ZM212 84V83H211ZM219 84V83H218ZM224 84V83H223ZM251 84V85H252ZM256 84V83H255ZM57 85H59L58 83H57ZM67 85V84H66ZM71 85V84H70ZM105 85V84H104ZM112 85V84H111ZM133 85V84H132ZM131 85V86H132ZM148 85V84H147ZM146 85V86H147ZM176 85H178V84H176ZM192 85V84H191ZM202 85V84H201ZM55 86H56V84H55ZM61 86V85H60ZM65 86V85H64ZM85 86V85H84ZM117 86H120V85H117ZM120 86V87H121ZM125 86V85H124ZM141 86V85H140ZM152 85L150 84V87H151ZM159 86V85H158ZM175 86V85H174ZM180 86V85H179ZM195 86H196V84H195ZM208 86H209V84H208ZM217 86V85H216ZM220 86H222V85H220ZM248 86V85H247ZM8 87H9V89H8ZM31 87V86H30ZM41 87V86H40ZM58 87V86H57ZM86 87V86H85ZM96 87V86H95ZM108 87V86H107ZM126 88H129L130 90H133V89H131L132 87H130V85H126L125 86ZM136 88L137 87H139V86H135ZM148 87V86H147ZM160 87V86H159ZM172 87V86H171ZM188 87H189V85H188ZM199 87V86H198ZM198 87H197V89H198ZM239 87H241L242 88V85L241 86H239ZM23 88H24V86H23ZM32 88V87H31ZM56 88V87H55ZM55 88H53V89H55ZM68 89H70V87H67ZM71 88V89H72ZM125 88V89H126ZM134 88V87H133ZM141 88H142V86H141ZM154 88V87H153ZM162 88V87H161ZM164 88V87H163ZM178 88V87H177ZM181 88V87H180ZM205 88V87H204ZM203 88V89H204ZM230 88V87H229ZM228 88V89H229ZM234 88V87H233ZM250 87H248V89H249ZM255 88H257V90H258V88L259 89H262V88H264V85H262L261 86V84H259V85H256V87ZM3 89V88H2ZM20 89V88H19ZM40 89V88H39ZM51 89V88H50ZM62 89V88H61ZM64 89V88H63ZM62 89V90H63ZM106 89V88H105ZM121 89V88H120ZM140 89V88H139ZM156 89V88H155ZM168 89V88H167ZM171 89V88H170ZM174 89H176V87L174 88ZM195 89V88H194ZM202 89V91H204L205 92V90H203ZM213 89V88H212ZM218 89V88H217ZM221 89H223V88H221ZM226 89V88H225ZM232 89V88H231ZM230 89V90H231ZM240 89V88H239ZM25 90V89H24ZM65 90V89H64ZM87 90H90V89H88L87 88ZM109 90V89H108ZM117 90V89H116ZM138 90V89H137ZM145 90V89H144ZM144 90H143V93H144ZM169 90V89H168ZM196 90V89H195ZM194 90V91H195ZM207 90H209V88L207 89ZM218 90H220V89H218ZM224 90V89H223ZM230 90H228V91H230ZM233 90V89H232ZM231 90V91H232ZM242 90H243V88H242ZM254 90H256V89H254ZM256 90V91H257ZM1 91V90H0ZM30 91V90H29ZM37 91H41V90H37ZM37 91L35 92V93H37ZM57 91V90H56ZM75 91V92H76ZM102 91V90H101ZM101 91L98 89L96 92H94L95 94H93V93H91V95H90V97H92V99H94L95 97H96V94L98 95V94H100L101 95ZM104 91V90H103ZM127 91V90H126ZM134 91H135V88H134ZM146 91H147V89H146ZM157 91V90H156ZM159 91H161V89L159 90ZM164 91V90H163ZM175 91V90H174ZM178 91V90H177ZM184 90L182 89V92H183ZM187 91V90H186ZM225 91V90H224ZM250 91H253V89L252 90H250ZM255 91V92H256ZM261 91V90H260ZM24 91H22V93H23ZM42 92V94H43V90L41 91ZM55 92V91H54ZM53 92V93H54ZM59 92V91H58ZM78 92H80V91H78ZM77 92V93H78ZM84 92H85V90H84ZM87 92V91H86ZM118 92V91H117ZM138 92V91H137ZM140 92V91H139ZM149 92V91H148ZM151 92H152V90H151ZM155 92V91H154ZM165 92V91H164ZM179 92H180V90H179ZM181 92V93H182ZM190 92V91H189ZM210 92H212V91H210ZM209 92V93H210ZM257 92H259V91H257ZM256 92V93H257ZM19 93V92H18ZM21 92H20V95L22 94ZM26 93V92H25ZM30 93V92H29ZM38 93H40V92H38ZM47 93V92H46ZM52 93V94H53ZM57 93V92H56ZM62 93V92H61ZM65 93V92H64ZM66 93H67V91H66ZM104 93V92H103ZM102 93V94H103ZM119 93V92H118ZM117 93V94H118ZM157 93V92H156ZM166 93V92H165ZM177 93V92H176ZM180 93V94H181ZM183 93H185V92H183ZM182 93V94H183ZM197 93H198V91H197ZM196 93V94H197ZM200 94H201V92H199ZM242 93H245V91L244 92H242ZM241 93V94H242ZM11 94V93H10ZM41 94V95H42ZM48 94V93H47ZM51 94V95H52ZM60 94V93H59ZM58 94V95H59ZM69 94H70V91H69ZM76 94V93H75ZM79 94V93H78ZM120 94V93H119ZM132 94V93H131ZM135 94V93H134ZM150 94V93H149ZM179 94V95H180ZM185 94H187V93H185ZM218 94V93H217ZM225 94V93H224ZM234 94V93H233ZM249 94V93H248ZM254 94V93H253ZM19 95V96H20ZM23 95V94H22ZM24 95H26V94H24ZM39 95V94H38ZM50 95V96H51ZM54 95V94H53ZM66 95V94H65ZM95 95V96H94ZM163 95H164V93H163ZM177 95V94H176ZM192 95V94H191ZM212 95V94H211ZM243 95V94H242ZM245 95V94H244ZM252 95V94H251ZM250 95V96H251ZM15 96V97H16ZM18 96V97H19ZM33 96V95H32ZM60 97H61V95H59ZM58 96V97H59ZM78 96H80V94L78 95ZM89 96V95H88ZM144 96H145V94H144ZM143 96V97H144ZM149 96V95H148ZM184 96V95H183ZM209 96V95H208ZM215 96V95H214ZM214 96L212 97V96H210V97H212V98H214ZM218 96V95H217ZM227 96V95H226ZM246 96V95H245ZM20 97H22V96H20ZM23 97H25V96H23ZM38 97V96H37ZM42 97H43V95L41 96V99H42ZM44 97H45V95H44ZM47 97V96H46ZM75 98L76 96H74V93H73V95H72V97L71 98ZM84 97V96H83ZM146 97V96H145ZM166 97H168V94L166 95ZM171 97V96H170ZM176 97V96H175ZM174 97V98H175ZM200 97V96H199ZM205 97V96H204ZM233 97H235V95L233 96ZM233 97H232V99H233ZM247 97H248V95H247ZM65 98V100L67 101V99H66V97H64ZM67 98H69V97H67ZM88 98V97H87ZM98 98H99V96H98ZM111 98V97H110ZM121 98V97H120ZM147 98V97H146ZM146 98H145V100H146ZM160 98V97H159ZM158 98V99H159ZM173 98V97H172ZM181 98H183V97H181ZM192 98H193V96H192ZM208 98V97H207ZM255 98V97H254ZM16 99V98H15ZM28 99V98H27ZM33 99V98H32ZM39 99V98H38ZM49 99V98H48ZM55 99H56V96H55ZM59 99V98H58ZM58 99L56 100V103L54 102V104H53V106L56 104V106L58 105ZM62 99V98H61ZM60 99V100H61ZM86 99V98H85ZM96 99H97V97H96ZM113 99V98H112ZM123 99V98H122ZM129 99V98H128ZM144 99V98H143ZM142 99V100H143ZM148 99V98H147ZM151 99V98H150ZM153 99V98H152ZM151 99V100H152ZM167 99H169V98H167ZM190 99H191V96H190ZM195 99V98H194ZM203 99V98H202ZM206 99V98H205ZM258 99H259V96H258ZM262 99H264V98H262ZM17 100V99H16ZM20 100V99H19ZM82 100V99H81ZM130 100V99H129ZM149 100V99H148ZM156 100V99H155ZM175 100V99H174ZM177 100V99H176ZM197 100V99H196ZM207 100V99H206ZM212 100V99H211ZM220 100V99H219ZM42 102H43V99L41 100ZM63 101V100H62ZM73 101H74V99H73ZM76 101V100H75ZM85 101V100H84ZM110 101V100H109ZM116 101H118V100H116ZM159 101H161V100H159ZM221 101V100H220ZM228 101V100H227ZM19 102H21V101H19ZM19 102H17V103H19ZM45 103L47 102V106L48 105H50V107L48 106H46V109H42L41 107H40V109L43 111H39L38 109H32V108H29V112L28 111H26V112H28L27 113V120L26 121H28L26 124H28V126H30V125H33V124H35V122H40L41 124V127L42 128H40L41 129V133L43 132V140H41L40 139V141H42V143H39L40 141H38L37 143V145H39L37 148L36 147H34L35 149H33L34 151L32 152H30L31 153V155H32V153H33V158H39L41 155H43L44 157H45V155L48 157V155L49 156H51V155H53L54 153H52V151L54 150V152H55V148H58L57 146V142H58V140L57 141H52V140H55V139H53L54 138V136H55V138L57 137V139H59L58 138V136H60V134H61V132H60V130H59V126H58V119H56L57 118V116L55 115L56 114V110H55V108L54 107H52L51 106V104L49 103L48 104V102H49V100L47 101V100H45L44 101ZM43 102V103H44ZM111 102V101H110ZM123 102H124V100H123ZM128 102V101H127ZM140 102H142L141 100H140ZM144 102V101H143ZM148 102H150V101H148ZM152 102V101H151ZM154 102H156V101H154ZM153 102V103H154ZM170 102V101H169ZM188 102V101H187ZM192 102V101H191ZM198 102V101H197ZM201 102V101H200ZM207 102H208V100H207ZM15 103V102H14ZM24 103V102H23ZM40 103V102H39ZM44 103V104H45ZM82 103V102H81ZM121 105H122V102H119ZM137 103V102H136ZM159 103H161V102H159ZM189 103V102H188ZM196 103V102H195ZM211 103H213V102H211ZM220 103V102H219ZM218 103V105H220ZM223 103V102H222ZM37 104V103H36ZM35 104V105H36ZM41 104V103H40ZM61 104V103H60ZM93 104V103H92ZM103 104H104V102H103ZM167 104H169V103H167ZM174 104V103H173ZM172 104V105H173ZM194 104V103H193ZM197 104V103H196ZM200 104V103H199ZM216 104V103H215ZM225 104V103H224ZM14 105V104H13ZM24 105H25V103H24ZM28 105V104H27ZM124 105V104H123ZM148 105V104H147ZM153 105V104H152ZM217 105V104H216ZM15 106V105H14ZM18 106V105H17ZM20 106V105H19ZM23 106V105H22ZM31 106V105H30ZM95 106V105H94ZM110 106H112V104L110 103ZM109 106V107H110ZM136 106V105H135ZM146 106V105H145ZM164 106H166V105H164ZM170 106V105H169ZM193 106H195V105H193ZM11 107V106H10ZM13 107V106H12ZM25 107V106H24ZM105 107V106H104ZM173 107V106H172ZM213 107V106H212ZM218 107V106H217ZM222 107V106H221ZM5 108V107H4ZM3 108V109H4ZM14 108V107H13ZM20 108H21V106H20ZM26 108V107H25ZM34 108H36V107H34ZM94 108V107H93ZM118 108H120V107H118ZM142 108V107H141ZM140 108V109H141ZM174 108H176V106L174 107ZM180 108V107H179ZM184 108V107H183ZM11 109V108H10ZM15 109V108H14ZM17 109H19V108H17ZM22 109V108H21ZM60 109V108H59ZM64 109V108H63ZM114 109V108H113ZM146 109V108H145ZM164 109V108H163ZM170 109L171 108H169L168 110L170 111ZM177 109V108H176ZM228 109V108H227ZM28 110V109H27ZM95 110V109H94ZM105 110V109H104ZM106 110H107V108H106ZM112 110V109H111ZM110 110V111H111ZM144 110V109H143ZM151 110V109H150ZM161 110V109H160ZM180 110V109H179ZM222 110V109H221ZM233 110V109H232ZM16 111H19V110H16ZM14 112V111H12L11 112V116H9L8 114H7V116H8V119H6V120H8L7 122H8V126L10 125V124H12V125H10V126H13L14 125V122H18L19 121V118L20 117H22L23 116V114H25V113H21V111H20V113L22 114V116L20 115V117L19 118H17L18 119V121H15V120H17V119H15L14 118V116L16 117V115L18 116L20 113H18V112ZM24 111V112H25ZM108 111H109V109H108ZM115 110H113V112H114ZM140 112L142 111V110H139ZM148 111V110H147ZM164 111V110H163ZM176 111V110H175ZM209 111V110H208ZM211 111V110H210ZM228 111H230V110H228ZM0 112H2V110H0ZM5 112V111H4ZM10 112V111H9ZM14 112V113H13ZM104 112H106V111H104ZM103 112V113H104ZM137 112V111H136ZM136 112H134V114L135 115H133L134 117V119H135V117L137 118V116H139L140 117V115H142V113L143 112H139V113H137L136 114ZM145 112V111H144ZM151 112V111H150ZM161 112H162V110H161ZM179 112V111H178ZM186 112V111H185ZM200 112H202V111H200ZM234 112V111H233ZM3 113V112H2ZM102 113V112H101ZM107 113V112H106ZM116 113V112H115ZM153 113V112H152ZM165 113V114H164ZM163 114L164 115H166V112H164ZM171 113V112H170ZM175 113V112H174ZM66 114V113H65ZM100 114V113H99ZM119 114V113H118ZM151 114V113H150ZM155 114V113H154ZM157 114H158V112H157ZM159 114H162V113H159ZM172 114V113H171ZM177 114H179V113H177ZM198 114H199V112H198ZM203 114V113H202ZM217 114V113H216ZM2 115H5V117L7 118V116H6V113H4V114H2ZM1 115V116H2ZM26 115V114H25ZM24 115V116H25ZM62 115H63V113H62ZM61 115V116H62ZM112 115V114H111ZM121 115V114H120ZM163 115V116H164ZM200 115H201V113H200ZM234 115V114H233ZM245 115V114H244ZM55 116H56V118H55ZM116 116V115H115ZM143 116V115H142ZM158 116H160V115H158ZM158 116H157V118H158ZM162 116V115H161ZM169 116V115H168ZM182 116V115H181ZM184 116H185V114H184ZM212 116V115H211ZM228 116H229V114H228ZM231 116H232V114H231ZM262 116V115H261ZM59 117V116H58ZM123 117V116H122ZM126 117V116H125ZM164 117H166V118H168L167 116H164ZM183 117V116H182ZM206 117V116H205ZM208 117V116H207ZM206 117V118H207ZM216 117V116H215ZM241 117V116H240ZM260 117V116H259ZM1 118V117H0ZM2 118H4L3 116H2ZM22 118H24V117H22ZM29 118H30V120L32 121V122H29ZM65 118V117H64ZM109 118V117H108ZM111 118V117H110ZM121 118V117H120ZM128 118V117H127ZM130 118V117H129ZM131 118H132V116H131ZM132 118V119H133ZM143 118V117H142ZM230 118V117H229ZM248 118V117H247ZM15 119V120H14ZM60 119V118H59ZM132 119H130V120H132ZM139 119V118H138ZM144 119V118H143ZM148 119V118H147ZM146 119V120H147ZM153 119V118H152ZM155 119V118H154ZM169 119V118H168ZM237 119V118H236ZM240 119V118H239ZM255 119V117L253 118L252 117V120H251V117H250V129H254V132H253V129H252V131H250L249 130V128H247L249 131H243V130H241L242 132H239L238 134H240V136L241 137H239V139L241 138V140H244L245 142H246V140L247 141H250V145H251V148L253 149V153H254V151H255V153H256V155H254V156H257L256 158H254V159H252V158H250L249 159V161L248 162H244V165H243V167H240V166H242L240 163V166H239V168L238 169H236L235 170V166L237 165L236 163V159L238 160V158H239V156H238V158H235V160H234V156L237 154V153H239L238 152V150L240 149V147H239V143H237L236 141H237V137L239 136L238 134V136H235L234 134L233 135H231V143H230V145H231V148H229L230 150H228V152L226 151V155H224V159H223V161H220L216 166H214L215 167V169H212V170H215L216 172H215V174H213V175H217V177L220 179V181H219V183L217 184V186L216 187H212L211 189H210V192H211V196H208V197H211L209 200V204L208 205H206V206H204L203 205V207H202V205H201V207L203 208V210L205 211L207 208H209V211L208 210H206L207 212H204V213H202V212H200V214L199 213H197V214H193L194 212V210L195 209H191V207H189L191 210H189V218L187 219L188 220V222L186 223V225H185V223H184V233H186V235L187 234H189L190 235V233H188L190 230V232H192L193 231V229L195 230L196 228H198V227H200V229H211V228H213L214 230L217 228H219L220 230L219 231H217V233L214 235V236H217V238L219 239V241H217L218 243H216V245H215V247L214 248H212V250H211V252H212V254H209V255H211V256H213V257H215V256H218V254L219 253H224L226 250H228V254L227 255H229V253H231L229 256H227L226 258H224V259H232L233 260V258H235L234 259V261L235 260H237V261H235V264H264V119H262V121H257L258 119L256 118V120H254ZM1 120H5V118L4 119H1ZM25 120V119H24ZM23 120V121H24ZM57 120V121H56ZM61 120V119H60ZM129 120V119H128ZM145 120V119H144ZM144 120H142L143 121V123H144ZM156 120V119H155ZM160 119H158V121H159ZM162 120V119H161ZM210 120V119H209ZM219 120V119H218ZM238 120V119H237ZM236 120V121H237ZM261 120V119H260ZM123 121V120H122ZM133 121V120H132ZM135 121H137V120H135ZM152 121V120H151ZM212 121V120H211ZM210 121V122H211ZM227 121V120H226ZM235 121V122H236ZM239 121V120H238ZM241 121V120H240ZM243 121V120H242ZM5 122V121H4ZM61 122V121H60ZM114 122V121H113ZM112 122V123H113ZM153 122V121H152ZM163 122V121H162ZM247 122L249 123V121L247 120ZM3 123V122H2ZM6 123V122H5ZM5 123H3V125L2 124H0V126H4V125H6ZM29 123H31L30 125H29ZM33 123V124H32ZM64 123V122H63ZM124 123H125V121H124ZM134 123V122H133ZM138 123V122H137ZM136 123V124H137ZM140 123V122H139ZM147 123H148V121H147ZM165 123V122H164ZM190 123V122H189ZM194 123V122H193ZM227 123V122H226ZM226 123H223V125L224 124H226ZM25 123H23V125H24ZM119 124V123H118ZM141 124H142V122H141ZM151 124V123H150ZM233 124V123H232ZM16 125V128H17V126L19 125V124H15ZM38 125V124H37ZM60 125V127H61V124H59ZM67 125V124H66ZM114 125V124H113ZM131 125V124H130ZM135 125V124H134ZM158 125V124H157ZM191 125V124H190ZM205 125V124H204ZM207 125V124H206ZM246 126H248L249 127V125H247V124H245ZM7 126V125H6ZM22 126V125H21ZM28 126H26L27 128H28ZM36 125H33V126H31L30 128V130H32V127H35ZM58 126V127H57ZM63 126H65V125H63ZM121 126V125H120ZM125 126V125H124ZM129 126V125H128ZM196 126V125H195ZM212 126V125H211ZM210 126V127H211ZM227 126V125H226ZM231 126V125H230ZM245 126V127H246ZM5 127V126H4ZM19 127V126H18ZM24 127V126H23ZM25 127V128H26ZM138 127V126H137ZM148 128L149 127H151V126H147ZM206 127V126H205ZM209 127V128H210ZM252 127V128H251ZM37 128V127H36ZM64 128V127H63ZM122 128V127H121ZM152 128V127H151ZM155 128V127H154ZM241 128V127H240ZM2 129V127L0 128V130ZM6 129H9V128H6ZM34 130H35V128H33ZM43 129V130H42ZM118 129V128H117ZM133 129V128H132ZM134 129H135V127H134ZM228 129V128H227ZM239 129V128H238ZM242 129H244V128H242ZM11 130V129H10ZM14 129H12L11 130V132L10 133H5V134H7V135H5L4 137H3V134H1L0 135V137L2 136V139L1 140H4V143L3 142H0L1 144H0V147H1V145H2V147L4 146V148L6 147L5 145V143H7L8 142V144H10V143H16V142H18L19 140H20V136L22 135H19L18 133H17V135H16V133H14V131H13ZM16 130V129H15ZM18 130V129H17ZM33 130V131H34ZM37 130V129H36ZM36 130L33 132V131H26L25 133L26 134H24V131L22 132L23 134H24V136L26 135V136H28V134H30L31 133V136H32V134L34 133L35 135L36 134H39V135H41L40 133H38L39 131L37 130V133H36ZM64 130H66V129H64ZM154 130V129H153ZM190 130V129H189ZM197 130V129H196ZM200 130V129H199ZM235 130V129H234ZM246 130V129H245ZM3 131V130H2ZM5 131H7V130H5ZM61 131H63V129L61 130ZM67 131V130H66ZM118 131H119V129H118ZM137 131V133H138V130H136ZM150 131L152 132V130L150 129ZM204 131H206V130H204ZM1 132V131H0ZM16 132V131H15ZM30 132V133H29ZM120 132V131H119ZM142 132V131H141ZM187 132V131H186ZM192 132V131H191ZM197 132V131H196ZM215 132V131H214ZM217 132V131H216ZM219 132V131H218ZM224 132V131H223ZM229 132L230 131H228L227 133L229 134ZM245 132V133H244ZM2 133V132H1ZM55 133L56 134H59L58 136L57 135H55ZM112 133V132H111ZM190 133V132H189ZM203 133V132H202ZM220 133V132H219ZM243 133V134H242ZM33 134V135H34ZM66 134V133H65ZM140 134V133H139ZM187 134V133H186ZM19 135V136H18ZM66 135H68V134H66ZM65 135V136H66ZM188 135V134H187ZM212 135V134H211ZM24 136H22V137H24ZM122 135H120V137H121ZM128 136V135H127ZM134 136H136V135H134ZM199 136V135H198ZM204 136V135H203ZM221 136V135H220ZM256 136V137H255ZM19 137V138H18ZM42 137V136H41ZM60 137H62V136H60ZM125 137V136H124ZM138 137H140V136H138ZM183 137V136H182ZM195 137V136H194ZM202 137V136H201ZM255 137V138H254ZM4 138V139H3ZM136 138V137H135ZM134 138V139H135ZM243 138V139H242ZM254 138V139H253ZM28 139V138H27ZM36 139V138H35ZM37 139H39V138H37ZM61 139V138H60ZM67 139H69V138H67ZM122 139H123V137H122ZM147 139V138H146ZM195 139V138H194ZM218 139H220V138H218ZM230 139V138H229ZM252 141H251V140ZM5 140H6V142H5ZM66 140V139H65ZM120 140V139H119ZM131 140H133V139H131ZM140 140V139H139ZM144 140H145V138H144ZM193 140V139H192ZM35 141V140H34ZM70 141V140H69ZM130 141V140H129ZM136 141H137V139H136ZM146 141V140H145ZM144 141V142H145ZM155 141V140H154ZM156 141H157V139H156ZM180 141H181V139H180ZM221 141V140H220ZM27 142V141H26ZM36 142V141H35ZM72 142V141H71ZM143 142V141H142ZM147 142V141H146ZM206 142V141H205ZM236 142V143H235ZM3 143V144H2ZM20 143V142H19ZM23 143V142H22ZM54 143H57L56 144V146H54L55 144ZM138 143H140V141H138ZM149 143H150V141H149ZM186 143V142H185ZM197 143V142H196ZM209 143V142H208ZM219 143V142H218ZM217 143V144H218ZM242 143V142H241ZM244 143V142H243ZM5 144V145H4ZM7 144V145H8ZM18 144V143H17ZM36 144V143H35ZM63 144V143H62ZM135 144V143H134ZM146 144V143H145ZM183 144V143H182ZM210 144V143H209ZM248 144V145H249ZM70 145V144H69ZM147 145H148V143H147ZM184 145V144H183ZM190 145V144H189ZM195 145H197V144H195ZM213 145V144H212ZM243 145V144H242ZM14 146H16V145H14ZM22 146V145H21ZM27 146V145H26ZM36 146V145H35ZM61 146V145H60ZM152 146V145H151ZM150 146V147H151ZM186 146V145H185ZM207 143H204V144H202V143H199L198 144V146H196V147H194L195 149H206L207 148ZM210 146V145H209ZM241 146V145H240ZM1 147V149H4V148H2ZM9 147V146H8ZM16 147H18V146H16ZM23 147V146H22ZM53 147H55L54 149H53ZM62 147V146H61ZM215 147V146H214ZM242 147V146H241ZM245 147V146H244ZM26 148V147H25ZM28 148V147H27ZM149 148V147H148ZM0 149V150H1ZM9 149V148H8ZM32 149V148H31ZM186 149V148H185ZM188 149V148H187ZM190 149V148H189ZM226 149V148H225ZM22 150H23V148H22ZM56 150H58L59 151V149H56ZM60 150H61V148H60ZM227 150V149H226ZM245 150V149H244ZM12 151V150H11ZM17 151H19L18 149H17ZM155 151V150H154ZM175 151V150H174ZM186 151V150H185ZM189 151V150H188ZM191 151V150H190ZM195 151V150H194ZM206 151H207V149H206ZM205 151V152H206ZM240 151V150H239ZM1 153H0V155H3L2 154V152H3V150H1L0 151ZM8 153H9V151H7ZM25 152V151H24ZM149 152V151H148ZM191 152H193V151H191ZM200 152H201V150H200ZM199 152V153H200ZM208 152V151H207ZM4 153V152H3ZM18 153V152H17ZM52 153V154H51ZM153 153V152H152ZM175 153V152H174ZM240 153H241V151H240ZM243 153V152H242ZM7 154V153H6ZM12 154V153H11ZM21 153H19V155H20ZM27 154V153H26ZM149 154V153H148ZM193 154V153H192ZM205 154V153H204ZM207 154V153H206ZM224 154V153H223ZM248 154V153H247ZM259 154V155H258ZM186 155V154H185ZM196 155V154H195ZM13 156V155H12ZM152 156V155H151ZM160 156V155H159ZM220 156H223V155H220ZM259 156V157H258ZM4 157V156H3ZM14 157H16V156H14ZM21 157V156H20ZM26 157H27V155H26ZM42 157V156H41ZM40 157V158H41ZM44 157L42 158V159H44ZM47 157H46V159H47ZM161 157V156H160ZM203 157V156H202ZM236 157H237V155H236ZM6 158V157H5ZM49 158V157H48ZM51 158V157H50ZM197 158V157H196ZM248 158V157H247ZM11 159V158H10ZM27 159V158H26ZM61 159V158H60ZM187 159V158H186ZM191 159V158H190ZM221 159V158H220ZM241 159V158H240ZM244 159V158H243ZM252 159V160H251ZM19 160V159H18ZM34 160V159H33ZM38 160H40V159H38ZM38 160H34V161H36V162H38ZM54 160V159H53ZM56 160V159H55ZM188 160V159H187ZM187 160H185V161H187ZM222 160V159H221ZM245 160V159H244ZM247 160V159H246ZM12 161L14 162V158L12 159ZM28 161V160H27ZM31 161V160H30ZM40 161H42V160H40ZM168 161V160H167ZM184 161V162H185ZM213 161V160H212ZM8 162V161H7ZM144 162V161H143ZM160 162H162V160L160 161ZM166 162V161H165ZM239 162V161H238ZM149 163V162H148ZM147 163V168L148 167H150L151 166V164H148ZM180 163H182V162H180ZM215 163V162H214ZM16 164H17V160H16ZM22 164V163H21ZM35 164V163H34ZM37 164V163H36ZM54 164V163H53ZM142 164V163H141ZM163 164V163H162ZM182 164H184V163H182ZM6 165V164H5ZM55 165H57V164H55ZM158 165V164H157ZM214 165V164H213ZM212 165V166H213ZM219 165V166H218ZM7 166V165H6ZM22 166V165H21ZM26 168H28L29 166H30V164H29V166H28V164H26ZM32 166V165H31ZM35 166V165H34ZM37 166H38V164H37ZM47 166H49V165H47ZM51 166H53V165H51ZM174 166V165H173ZM5 167V166H4ZM3 166L2 167H0V180L2 181V179H1V176L4 174V172H6L7 171V173L9 174L10 172L7 170L8 168H6V170H4L5 168H4ZM9 167H11V165L9 166ZM19 167V166H18ZM39 167H40V165H39ZM42 167V166H41ZM50 167V166H49ZM157 167V166H156ZM176 167V166H175ZM181 167V166H180ZM180 167H177V168H179L180 169ZM4 168V169H3ZM13 168V167H12ZM15 168V167H14ZM46 168V167H45ZM145 168V167H144ZM151 168V167H150ZM160 168V167H159ZM181 168H183V167H181ZM186 168V167H185ZM213 168V167H212ZM34 169V168H33ZM32 169V170H33ZM48 169V168H47ZM179 169H175V174L177 175V177L178 176H182L181 174L183 173H181V170H179ZM186 169H188V168H186ZM10 170V169H9ZM19 170V169H18ZM24 170L27 172V170L25 169V167H24ZM23 170V171H24ZM31 170V169H30ZM38 170V169H37ZM43 170V169H42ZM139 170H140V168H139ZM151 170V169H150ZM159 170V169H158ZM174 170V169H173ZM184 170V169H183ZM13 171H14V169H13ZM12 171V172H13ZM16 171V170H15ZM20 171V170H19ZM25 171H24V173H25ZM34 171V170H33ZM36 171V170H35ZM40 171V170H39ZM137 171H138V169H137ZM147 171H149V170H147ZM156 171V170H155ZM166 171V170H165ZM11 172V173H12ZM30 172V171H29ZM36 172H38V171H36ZM44 172V171H43ZM157 172V171H156ZM6 173V174H7ZM32 173H34V172H32ZM40 173V172H39ZM213 173H214V171H213ZM5 174V175H6ZM144 174H145V172H144ZM152 174H154V172L152 173ZM166 174V173H165ZM164 174V175H165ZM174 174V173H173ZM175 174H174V176H175ZM185 174V173H184ZM188 174V173H187ZM212 174V173H211ZM26 175V174H25ZM28 175V174H27ZM26 175V176H27ZM33 175V174H32ZM32 175L30 176V177H32ZM172 175V174H171ZM145 176V175H144ZM169 176V175H168ZM187 175H185V176H183V177H186ZM8 177V176H7ZM10 177H11V175H10ZM18 177H21V175L20 176H17V178ZM30 177H28L27 178V180H26V178H25V176H24V174H22V177L21 178H18V180L19 181H17V182H20L21 180V184L23 185V183L24 184H27V183H31V184H34L33 182H30V180H31V178ZM130 177H131V175H130ZM133 177V176H132ZM147 177H148V175H147ZM146 176L145 177H142L141 178V180L139 179V181L140 182H143V179H145L144 181H145V185L147 186V189H149L150 191H153V192H155V191H157L158 189V184L156 183V182H154V180H152V179H148ZM159 177V176H158ZM216 177V176H215ZM13 178V177H12ZM11 178V179H12ZM37 178H38V176H37ZM140 178V177H139ZM171 178V177H170ZM13 179H15V176H14V178ZM29 179V180H28ZM117 179V178H116ZM128 179H129V177H128ZM131 179V178H130ZM129 179V180H130ZM137 179V178H136ZM166 179V178H165ZM206 179H207V177H206ZM32 180H33V178H32ZM35 180V179H34ZM138 180V179H137ZM4 181V180H3ZM16 180H14V182H15ZM26 181H27V183H26ZM29 181V182H28ZM124 181V180H123ZM126 181V180H125ZM135 181V180H134ZM207 181V180H206ZM8 185L7 186H11V184H13L12 182H10L9 181V178H8ZM130 182V181H129ZM132 182V181H131ZM138 182V181H137ZM166 182V181H165ZM204 182V181H203ZM212 182H214L213 181V179H212ZM2 183V182H1ZM9 183H11V184H9ZM19 183V184H20ZM38 183V182H37ZM120 184H121V182H119ZM135 183V182H134ZM199 183V182H198ZM208 183H210V182H208ZM15 184V183H14ZM30 184V185H31ZM123 184V183H122ZM127 184V183H126ZM160 184V183H159ZM171 184H172V182H171ZM170 184V185H171ZM205 185H206V183H204ZM40 185V184H39ZM125 185V184H124ZM128 185V184H127ZM127 185H125V186H127ZM132 185V184H131ZM197 185V184H196ZM199 185V184H198ZM197 185V186H198ZM204 185V186H205ZM208 185V184H207ZM9 186V187H10ZM43 186V185H42ZM123 186V185H122ZM125 186L123 187V188H125ZM172 186V185H171ZM210 186V185H209ZM35 187V186H34ZM37 187V186H36ZM47 187V186H46ZM160 187V186H159ZM26 188V187H25ZM28 188H29V186H28ZM42 188V187H41ZM136 188V187H135ZM46 189V188H45ZM137 189V188H136ZM140 189V188H139ZM157 189V190H156ZM160 189H162V187L160 188ZM204 189H205V187H204ZM28 190V189H27ZM32 190V189H31ZM31 190H29L30 192H31ZM52 190V189H51ZM171 190V189H170ZM193 190V189H192ZM207 190V189H206ZM35 191H38V190H35ZM44 191V190H43ZM53 191V190H52ZM203 191V190H202ZM205 191V190H204ZM2 192V191H1ZM114 192H115V190H114ZM195 192V191H194ZM201 192V191H200ZM47 193V192H46ZM116 193V192H115ZM115 193H113V195H116ZM157 193V192H156ZM207 193V192H206ZM1 194V193H0ZM49 194V193H48ZM51 194V193H50ZM139 194V193H138ZM143 194V193H142ZM162 194H164V193H162ZM192 194H193V192H192ZM202 195H203V193H201ZM210 194V193H209ZM40 195H41V193H40ZM52 195H53V193H52ZM92 195V194H91ZM90 195V196H91ZM1 196V195H0ZM153 196V195H152ZM193 196V195H192ZM195 197H196V195H194ZM193 196V197H194ZM56 197H58V194L56 195ZM114 197V196H113ZM116 197V196H115ZM118 197V196H117ZM205 197V196H204ZM206 197H207V195H206ZM36 197L34 196V195H30L29 194V196H26V199H24V198H22V199H20V201H19V203H17L15 206H14V208L12 209V211L11 210H9V212L11 211V215H9L7 212H8V208H7V216H6V221H4V220H2V219H4V218H2V215L3 214H1L0 213V242H1V246H0V251H2V252H0V264H9L8 263V261L11 259V257L9 256V260L7 259V254H9L10 252L8 251H6V248H3L4 246H2V243H4V244H6L5 242H7L8 241V243L11 241V243H12V241H13V239H14V242L16 241V238H18L17 239V242L18 241H20L19 239V237L21 236H19V231H20V228L21 227H27L26 229L28 230V231H30V229H28L30 226H32V224H34V219L35 218H37V217H40V216H43L44 214L45 215H47L48 214V216L52 219V220H56L59 216H57V215H55V214H53V213H55V211H57V209H60L61 208V206H60V208H58L57 207V209H55L56 208V206H55V204H54V206H53V204H50L49 205V203H48V205L46 206L45 204H44V201H40V200H38L37 202L35 201V200H33V199H35ZM141 198V197H140ZM154 198H155V195H154ZM192 198V197H191ZM198 198V197H197ZM203 198V197H202ZM1 199V198H0ZM24 199V200H23ZM50 200H51V197L49 198ZM55 199V198H54ZM21 200H23V201H21ZM46 201H49V200H46ZM45 201V202H46ZM156 200H154V202H155ZM193 201V200H192ZM204 201V200H203ZM59 202V201H58ZM52 203V202H51ZM77 203H78V201H77ZM149 203V202H148ZM152 203V202H151ZM203 203V202H202ZM201 202H200V204H202ZM204 203H206L205 201H204ZM76 204V203H75ZM79 204V203H78ZM198 204V203H197ZM199 204V205H200ZM227 204V205H226ZM5 205V204H4ZM51 205L53 206V207H51ZM74 205V204H73ZM196 205V204H195ZM2 206V205H1ZM6 206V205H5ZM140 206H141V204H140ZM186 206V205H185ZM192 206V205H191ZM9 207V206H8ZM51 207V208H50ZM64 207V206H63ZM73 207V206H72ZM188 207V206H187ZM0 208H2V207H0ZM12 208V207H11ZM71 207H69V209H70ZM148 208V207H147ZM199 208V207H198ZM62 209V208H61ZM133 209V208H132ZM140 209V208H139ZM188 209V208H187ZM3 210V209H2ZM6 210V209H5ZM48 210H50L51 211V213H47L46 211H48ZM141 210V209H140ZM202 210V209H201ZM131 211V210H130ZM136 209H135V213H136ZM198 211V210H197ZM58 213H59V211H57ZM185 212H186V210H185ZM47 213V214H46ZM60 213H61V211H60ZM69 213H70V210H69ZM134 213V212H133ZM141 213V212H140ZM202 213V214H201ZM72 214V213H71ZM115 214V213H114ZM138 214V213H137ZM188 214V213H187ZM66 215V214H65ZM136 214H134V216H135ZM80 216V215H79ZM114 217V216H113ZM217 217H221V219L220 220H218V221H216L215 220V218L217 219ZM77 218V217H76ZM111 218V217H110ZM176 218V217H175ZM109 219V218H108ZM112 219V218H111ZM173 219H174V217H173ZM178 219V218H177ZM182 219V218H181ZM71 220V219H70ZM70 220L69 221H67V222H70ZM176 220V219H175ZM184 220H185V218H184ZM215 220V221H214ZM2 221H4V222H2ZM38 221V220H37ZM77 221V220H76ZM78 221H79V219H78ZM210 221V222H209ZM35 222H36V220H35ZM42 222V221H41ZM53 222H55V221H53ZM56 222H57V220H56ZM176 222V221H175ZM182 222V221H181ZM48 224V223H47ZM70 224V223H69ZM69 224H67V225H69ZM72 224V223H71ZM162 224V223H161ZM164 224V223H163ZM180 224V223H179ZM38 225V224H37ZM75 225H77V224H75ZM80 225V224H79ZM167 225V224H166ZM169 225V224H168ZM172 225V224H171ZM35 226V225H34ZM40 226H42V225H40ZM175 226V225H174ZM69 227H71V226H69ZM69 227H67V228H69ZM77 227V226H76ZM80 228H82L83 229V226L82 227H80ZM179 228H180V226H179ZM32 229V228H31ZM77 229V228H76ZM75 229V230H76ZM79 229V228H78ZM85 229H86V227H85ZM199 229V228H198ZM197 229V230H198ZM22 230V229H21ZM27 230H23L25 233L27 232ZM37 230V229H36ZM72 230V229H71ZM73 231V234L70 236V237H68V238H62V239H58V238H54L53 239V236H52V240H50V241H48V242H46V243H44V244H42L43 246H42V250L40 251V247H38V246H34V244H30V243H28V242H31V239L26 243L27 245H26V247L27 246H29V247H27L26 248V250L28 249H31L32 248V246H34V248H32L31 249V251H25L26 253H19V255H17L18 257H13L12 259H11V261H10V264H11V262L13 261V259L15 260V261H13V262H15L14 264H22L23 262L26 264V262H27V264H28V262L30 263H32V262H35V258L38 256V254H42L41 256H43L44 258H41V256L40 257H38L39 259L41 258V259H43V262L45 261L46 263H44V264H105V263H103L102 261H104V258H103V260H101L99 257L97 258H95L94 260H90V262H87V260H88V258L87 257H89L88 255H86L87 253H85V255L83 254V248L85 247V246H88V243H90L91 242V240H93L94 238L93 237H95L94 235H93V239L91 238V236L90 235H92V234H88V233H86L85 231H87V230H84V231H81V229L79 230V231ZM90 230V229H89ZM89 230H88V232H89ZM178 230H180V229H178ZM177 230V231H178ZM196 230V231H197ZM212 230V229H211ZM183 230L181 229V232H182ZM51 232V231H50ZM70 232H72V231H70ZM85 232V233H84ZM213 232V231H212ZM215 232V231H214ZM22 233V235H26L25 233L23 234V232L21 231L20 232V234ZM52 233L54 234V231H52ZM90 233H93V232H90ZM180 233V232H179ZM47 234H49V231L47 232ZM46 234V235H47ZM53 234H51V235H53ZM93 234H95V233H93ZM170 234H171V232H170ZM196 234V233H195ZM56 235V234H55ZM60 235V234H59ZM96 235V234H95ZM179 235V234H178ZM16 236H19V237H16ZM43 236V235H42ZM48 236V235H47ZM173 236V235H172ZM176 236V235H175ZM213 236V235H212ZM26 237V236H25ZM91 238V240H89L90 238ZM170 237V236H169ZM25 239L23 236H21V240H22V242H23V239ZM28 239H29V237H27ZM42 238V237H41ZM96 239H97V237H95ZM171 238V237H170ZM47 239V238H46ZM45 239V240H46ZM166 239V238H165ZM26 240V239H25ZM39 240V239H38ZM174 240V239H173ZM3 241V242H2ZM34 241V240H33ZM41 241V240H40ZM39 241V242H40ZM90 241V242H89ZM180 241V240H179ZM45 242V241H44ZM95 241H93V243H94ZM170 242H171V240H170ZM181 242V241H180ZM18 243H20V242H18ZM25 243V242H24ZM156 243V242H155ZM173 243V242H172ZM175 243V242H174ZM29 244V245H28ZM158 244H159V242H158ZM178 244V243H177ZM31 245V246H30ZM36 245H38V244H36ZM153 245V244H152ZM176 245V244H175ZM8 246V245H7ZM25 246V245H24ZM91 246H92V244H91ZM91 246H89V247H91ZM163 246V245H162ZM10 247V246H9ZM20 247V246H19ZM19 247L17 248L18 249V251L20 250L19 249ZM31 247V248H30ZM38 247V249L37 250H39V252L38 253H36V251L37 250H35L36 248ZM88 247V248H89ZM175 247V246H174ZM177 248V247H176ZM2 249V250H1ZM5 251H4V250ZM14 249V248H13ZM17 249H15V251L17 250ZM21 249H23V248H21ZM87 249V248H86ZM91 249V248H90ZM184 249V248H183ZM10 250V249H9ZM25 249H23V251H24ZM161 250V249H160ZM180 250H182V249H180ZM191 250V249H190ZM193 250H194V248H193ZM222 250V252H220ZM224 250V251H223ZM35 251V252H34ZM85 251V250H84ZM91 251H93V250H91ZM4 252V253H3ZM6 252H7V254H6ZM12 252H14V251H12ZM11 252V253H12ZM87 252V251H86ZM157 252V251H156ZM193 252V251H192ZM210 252V253H211ZM37 254V255H35V254ZM92 253V252H91ZM226 253V252H225ZM224 253V254H225ZM6 254V255H5ZM99 254V253H98ZM185 254V253H184ZM183 253H182V256L184 255ZM92 255V254H91ZM189 255V254H188ZM2 256H3V258H2ZM36 256V257H35ZM187 256V255H186ZM4 257H5V259H4ZM87 258V260H86V258ZM92 257H94V256H92ZM219 257V256H218ZM37 258V259H38ZM91 258V256L89 257V259ZM185 258V257H184ZM189 258V257H188ZM19 260V262L17 261V263H16V260ZM100 259V260H99ZM178 259V258H177ZM191 259V258H190ZM189 259V260H190ZM229 259V260H230ZM6 260V261H5ZM8 260V261H7ZM38 261V260H37ZM42 261V260H41ZM89 261V260H88ZM185 261V260H184ZM105 262V261H104ZM188 262V261H187ZM30 263V264H31ZM39 263V262H38ZM37 263V264H38ZM181 263V262H180ZM183 263V262H182ZM192 263V262H191ZM13 264V263H12ZM32 264H36V263H32ZM40 264V263H39ZM108 264H109V262H108ZM177 264V263H176ZM186 264V263H185ZM232 264V263H231Z\"/></svg>",
  "mask_w": 264,
  "mask_h": 264
}]
</instances>
